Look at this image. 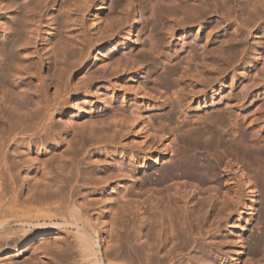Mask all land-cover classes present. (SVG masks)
Instances as JSON below:
<instances>
[{
  "label": "rangeland",
  "instance_id": "374dc122",
  "mask_svg": "<svg viewBox=\"0 0 264 264\" xmlns=\"http://www.w3.org/2000/svg\"><path fill=\"white\" fill-rule=\"evenodd\" d=\"M26 1V0H25ZM60 1V0H59ZM62 1V0H61ZM64 2H65V0H63ZM67 2H69L68 0H66ZM72 1V0H71ZM74 1H75V3H77L78 1V6H80L81 7V5L83 4L84 5V3H81L83 0H73L72 2L74 3ZM77 1V2H76ZM90 1L91 0H89V3H90ZM164 1V2H163ZM165 1H166V3H165ZM169 1L170 0H124V2H123V6L121 5V6H118V7H116L115 6V0H93V1H91V3H90V8H89V6L88 7H86L87 9V11L85 10V12H86V15H85V13H84V18L86 19L85 21H86V27H88L87 29H88V31L90 30V32H91V34L90 35H94V37L96 36L95 34H98L99 32H101L102 33V31L104 32V28L107 30L108 28V30H110L111 28H110V25L112 24L113 25V23L115 22L114 20H115V18H117L116 16H119V18L121 17L122 18V22H120L121 20V18L119 19V18H117V22L119 21V23H115V28H117V30L115 29H113L114 31H116V32H113V31H111L110 30V32L107 30V32H106V30H105V32H106V34H108V32L109 33H113V34H108V35H106V34H104L103 36L105 37V35H106V38L108 37V36H110V35H112V38H107V39H105V42H104V44L102 45V46H100V45H96V46H92V47H89V51L87 50V53H90V55L89 54H87V58L85 57V59H86V65L88 66H85V67H87L86 69H85V67L83 68V70H76V72L77 71H79V72H77L75 75H74V77H73V79L75 80V81H77V80H79V78L81 79L82 77H84L85 75H87V73H88V75L90 74V72L93 70H95L96 68H98V63H97V61H99V60H103V59H105L107 56H109V55H113V54H117V53H119L121 56H122V58H123V61H124V63H126V65L128 64V63H130V64H128V69H129V71H127L126 69H125V71H122L121 70V72H119L118 73V78H117V80H116V78L114 79V81H118L117 83H118V86L120 87H118V89H117V94L114 92H111V91H109L107 88H105L104 87V85L102 84V85H97V86H94L92 89V92L90 93V96L91 97H95L94 98V100H92V98H86L85 96H81V97H74L73 98V104H74V106H75V108H74V110H66L65 112H64V114H63V116H62V118H64L63 120H64V122L66 123L67 122V125H70L71 124V126H69L70 128H69V130H70V132H72V133H74L73 131H71V129H75V131H77V130H79L77 127H78V125L80 124L79 122H77V121H83L82 119H88L89 118V116L91 115V114H93L94 112H96L94 109H92L91 107H95V105H94V101H96V100H98L97 98H99V96H97V95H100V93H104L103 94V96L104 95H106L108 98L110 97V96H116L115 97V101H116V103L115 102H112V103H110L109 102V107L107 108V109H104V111H105V113H106V115H107V113L109 114V116L107 115V117H110V113L112 112L111 110L113 109V108H116V109H113L114 110V112H116L117 114V116L116 115H113V116H116V119H118L117 121H119L120 120V115H121V120H123V121H119V122H121V123H119V126H121V128L123 127V129H124V131L123 132H125L126 131V133H127V139L126 138H124L122 141L124 142V140L126 141V143H123L122 141L120 142L119 140H118V138L116 139V140H114V141H108V140H105V141H107L108 142V144L105 142V141H102V143H100V141H98L99 143H96L95 142V140L94 139H92V138H88L87 136H86V139L85 138H83V142H82V139L78 136V138L76 137H73V135L74 134H72V133H69V132H65V134L63 133V135L65 136V137H67L69 134V136H70V138L69 139H71L72 137H73V139L74 140H72V142L74 141V145L73 144H71V145H73L74 146V148H73V150L75 151H73V153L75 154V156H77L76 157V159H74V161H75V165L76 166H74V168L75 167H77V165H78V169L79 170H74L73 169V166L71 167L70 166V164L71 165H74V164H72V163H74V161L73 160H70L69 161V158H67L66 159V161L67 162H65L66 163V165H65V163H63L64 161H60L59 162V155H57V154H59V152L61 151V150H68L69 151V149H71V151H72V148H69V149H66L67 147H70V146H67V147H65V149L62 147V148H59L58 146L57 147H55V146H49L50 148L48 149L50 152V156L52 155V157L53 156H55V155H57L58 157H53L54 159H52V160H56V162L55 161H52L51 162V159L49 160H47V162H48V165H49V162H51V163H53V162H55V163H57V161H58V163L57 164H59V163H63L64 165H62L61 166V168L63 169L64 167H65V172L64 173H66L67 171H68V169L69 170H71V168L73 169V171H78L77 172V176H81V175H83L82 173H85L84 175H86V174H88L89 175V173L91 172V171H93L94 169V171H93V173H91V175L90 176H92L93 175V177L96 179V177H95V174H96V176H97V173H98V177L97 178H99L100 176L99 175H101V176H103V175H105L106 173V169H107V172L109 171H112L110 174L108 173L107 175H109V176H111V175H114V177L112 176L111 178L113 179V180H109L108 178H106V177H103V178H105L107 181H105V182H107V183H105V182H103L105 179H103V180H101L100 178V180H98V179H96L95 181H93V182H91V183H89L90 181L89 180H87L88 178H86V177H89V179H90V176H88V175H86V176H84L85 177V179L84 178H76L77 176H75L74 178H76V180L77 181H75V179H74V181L72 182V188L74 187L75 189H73V190H75V193L72 191V194L74 193L77 197H78V199H80L81 198V196L82 195H86V196H84V197H86V198H84V197H82L81 199H80V201H84L83 203H88V200L90 201L88 204L89 205H91V207L93 208V210H95V212H92V208L90 209L91 211V213H93V215L95 216L94 217V219L96 218V217H100L101 216V220H103V218L105 219V220H107V218H108V222H109V224L108 223H106L105 221H103L102 223H103V226L101 225V227H105V229H107L108 227V229H110V231L107 229V230H105L104 231V234H103V238H105V239H109L110 240V238L112 237V235H113V237H123L124 238V233L126 232V234H125V236L126 237H128L129 239H130V241L131 242H129V241H125V240H129L128 238H124V240L122 239V237H121V239H120V241H122L121 243L123 244V245H125L124 247H128V246H130L129 248H133V246H135L136 247V245H133L132 243H134L135 242V239L137 240V239H139V240H137L136 242H135V244H137V243H139V242H141V240H149L148 242L150 243V242H153V243H155L156 241V244L157 245H155L156 247L158 246V244H159V246H160V244H161V241L160 240H163V238H161V237H164L165 239H166V237L168 236V234H166V230H163L164 228H160V227H163L162 226V224H161V226H160V224L158 225V226H160V227H158V230L159 231H157V232H155L156 230H154L153 232L152 231H150L149 229H146V234H144L143 232H141L142 234H143V236L144 235H146V238H145V236H144V238L143 239H140V236H137L136 234H133V233H139V235H140V231H138L139 230V225H140V221H141V219L143 218V216H144V218L142 219V220H144L145 219V217H147V216H149V215H146L147 213L146 212H144V211H146V210H148L149 211V209H151L152 207H149V206H152V204H154V203H156V202H158L157 204H158V206L159 205H161V202H159L160 200L163 202V204L162 205H164V203H168L167 204V206H168V208H170V204H171V202L170 201H172L173 200V204H175V201L177 200V199H173L175 196H177V194H175L174 192H175V188H173V187H175V183H177L176 181V179H178V180H182V178H185L184 180H182L183 181V183H182V181L180 182L179 181V184L178 185H181V183L182 184H184L185 182V186L183 185V188L182 187H180V194L178 195V196H180L181 194H183L182 196H185V197H187L188 199V201H190V200H193V201H191L192 203H190L189 202V206H190V208L192 209V207L191 206H193V209L195 210V212L197 211L198 212V214H199V216H198V214H196L197 215V218H198V220L199 221H202V222H197V219H192L193 221H195L196 223H199L200 225H202L203 227H205V230H206V232L204 231L203 233H205V234H203L202 233V236H197L198 234L197 233H195V236L197 237V239H198V237H199V239H201V240H199L198 239V243H197V241H195L194 242V240L192 239V241L194 242V245L193 244H191V242H190V246L187 244V245H184V247L186 246V248H187V246H188V248L190 247V249H186L185 248V250L183 249L184 247L182 246V248L180 247L181 246V240L180 239H178L177 240V242H173V240H172V238H171V235H170V239L172 240V242H173V245H174V248L172 249H170L169 247H173V245L171 246V241H168V242H170V244L169 243H164L165 245L167 244V245H169V247L166 245V248L168 249V252H170V251H174L173 252V254L170 252V254H172V255H168L169 253L165 250V249H163L164 248V244H163V242H166V240L165 241H163L162 242V244H161V250H160V253H162V250H165V251H163L164 252V254H165V252H166V255L165 256H171L170 257V260H172V261H170L171 262V264H184L185 262L186 263H188L189 262V264H201V263H205V262H201V263H199L200 261H206V262H208V264H213V262H215L216 264H264V249H263V247H259V243L260 242H262L263 244H264V200H263V193H264V182L263 183H261V181L259 182L258 181V184L260 185V186H258L257 185V187L261 190H259L257 187H256V189H258L259 190V192H257L258 190H256V189H254V191H256L254 194H252L253 193V187L251 186L252 184H251V182L250 181H248V179L244 176V174L243 173H241V171L242 170H240V165H248V163H249V165H250V162H251V165L252 164H254V162L253 161H255L253 158L254 157H256V155H262V154H264V81H263V83H262V80H264V79H262V78H264V76H261V74H264V40H261V39H264V16H262V15H264V13H263V11H264V2L263 3H261L262 4V6L260 5L259 7L260 8H263L262 9V11H261V15H260V13H255V15L254 14H252L254 11L255 12H257L258 11V9H260L259 7H256L257 8V11L256 10H252L253 9V2L255 1V0H252L253 2L251 3V2H249L248 0H228V4L229 5H231L232 6V9H231V6H229L228 4H225V3H227V2H223L222 1V5H224L225 4V6L228 8V10H227V8L224 6H221V0L219 1V0H207L208 2H204V0H184V2L186 1L187 3H188V5H187V3L185 2V4H184V2L183 1H181L180 2V0L178 1V0H174V1H177L178 2V7H179V4H182V5H185V7L183 8L182 7V5H181V7H179L180 9H178V7H177V3L176 2H174L173 0H172V2H174L175 4H173L171 1H170V3H169ZM195 1V2H194ZM198 1V2H197ZM201 1V2H200ZM206 1V0H205ZM212 1V2H211ZM215 1V2H214ZM225 1H227V0H225ZM234 1V2H233ZM247 2V3H245V2ZM5 3H6V0L4 1ZM130 2V3H129ZM133 2V3H132ZM163 2V3H162ZM189 2H191V4H192V2H193V4L194 3H198L197 5H198V7H197V5H196V7L198 8H196L193 4H192V6H193V8L195 7L196 8V10L195 9H193L192 8V6L190 5L189 6ZM200 2V3H199ZM217 2H219L220 4H218ZM241 2V3H240ZM100 3H102L103 4V9L100 11L99 9H98V7H99V4ZM129 4V6H128V4ZM167 3H168V5H167ZM203 3H204V8L202 9V7L201 6H199V5H203ZM208 3V4H207ZM213 3V4H212ZM239 3V4H238ZM243 3V4H242ZM251 3V4H250ZM81 4V5H80ZM114 4V5H113ZM127 4V5H126ZM132 4V5H131ZM158 5V8L156 7L157 5ZM162 5V7H161V5ZM171 4V5H170ZM205 4H207L208 5V7H207V5H205ZM216 6H215V5ZM242 4V5H241ZM245 4H247V5H245ZM249 4L250 5H252L251 7V9H249L250 7H249ZM88 5V4H87ZM86 5V6H87ZM114 7H113V6ZM126 5V6H125ZM150 6L151 8H152V10L149 8L146 12H145V8H144V6ZM153 5H156V6H153ZM159 5H160V7H159ZM176 5V7H174ZM188 6V9L190 8V10H186L187 8V6ZM238 5V6H237ZM243 5H245L246 7H243ZM53 6V7H52ZM55 6V7H54ZM59 6V5H58ZM57 5H54V4H50V5H48V7L46 8V12H44V14H43V16H42V18H43V20H42V24H43V28L44 29H42V31H41V34H40V37H41V41H40V47H41V52L42 53H44L45 54V62H46V65H45V71H47V72H45L46 74H48V73H52V72H54V71H56V69H55V67H57V69H58V65L59 64H52V66H51V70H49L50 68H49V64H50V61H49V56H48V54H49V50H50V47H51V45H50V47H48V45H47V43H46V39L47 38H53L52 36V34L55 32V29H54V25L53 26H51L50 27V25L51 24H49V22L47 21V20H51L52 18H54L56 15L55 14H62V10H60V8H58L57 9V7H58ZM112 6V7H111ZM133 6V7H132ZM166 6V7H165ZM170 6H173V7H170ZM213 6H215V7H213ZM219 6H221V7H219ZM237 6V7H236ZM127 7H129V8H126ZM156 7V8H155ZM236 7V8H235ZM243 7V8H242ZM248 7V8H247ZM52 8V9H51ZM121 8H122V11H121ZM124 8H125V10H127V11H125L124 10ZM156 10H155V9ZM162 10H165V11H167V13L169 14V17L167 16V14H166V12L164 11H162ZM164 8V9H163ZM167 8V9H166ZM172 9V10H169V9ZM202 9V10H199V9ZM207 8V9H206ZM211 8H213L214 10H212ZM221 8V9H220ZM223 8H225L226 9V11H225V9H223ZM233 8H235L236 9V11H235V9H233ZM255 8V9H256ZM48 9V10H47ZM112 9V10H111ZM116 9H117V11H116ZM174 9H176V10H174ZM183 10V12H182V10ZM219 9H220V11H219ZM223 9V10H222ZM240 9V10H239ZM130 10V11H129ZM132 10V11H131ZM153 10H155V14H154V12H153ZM169 10V11H168ZM174 10V11H173ZM186 10V11H185ZM195 10V16H193V15H191V13L193 12ZM204 10V11H203ZM211 10V11H210ZM245 10V11H244ZM261 10V9H260ZM260 10L258 11V12H260ZM59 11H61V13H59ZM114 12L113 14H112V12ZM121 11V12H120ZM125 11V12H124ZM153 13H152V12ZM160 11V13H157V12H159ZM161 11L164 13V20H162L163 18H162V13H161ZM180 13H179V12ZM184 11L185 12H187L188 13V15H187V13H185V17H186V19L183 17V13H184ZM196 11L198 12V13H196ZM201 11V12H200ZM206 11V12H205ZM207 11H208V13H207ZM224 11V12H223ZM253 11V12H252ZM51 12V13H50ZM111 12V13H110ZM126 13V15L124 16L123 14L124 13ZM130 12V13H129ZM145 12V13H144ZM170 12V13H169ZM215 12V13H214ZM218 12V13H217ZM229 12V13H228ZM241 12H243V13H241ZM245 12V13H244ZM250 12V13H249ZM252 12V13H251ZM53 13V14H52ZM120 13H122V14H120ZM130 15H129V14ZM156 13H157V15H156ZM200 13V14H199ZM201 13H202V15L204 16V18L202 19V18H200L199 19V15H201ZM206 13V14H205ZM211 13H212V15H211ZM221 13V14H220ZM247 13V14H246ZM49 14H51V15H49ZM64 14V13H63ZM129 16H128V15ZM159 14V15H158ZM161 14V15H160ZM172 16H171V15ZM182 14V15H181ZM189 14H190V16H189ZM207 15V17L205 16V15ZM225 14V15H224ZM229 14H230V16H229ZM242 14H243V16H242ZM155 15V16H154ZM177 15V16H176ZM179 15V16H178ZM197 15V16H196ZM221 15V16H220ZM223 15V16H222ZM227 15V16H226ZM245 15V16H244ZM250 15V16H249ZM253 15V16H252ZM259 15H260V18H256V19H254L256 16L257 17H259ZM87 16V17H86ZM123 16H124V18H126V19H128L127 21H126V19H124L125 21H123ZM167 16V17H166ZM174 16V17H173ZM191 17V22L188 20L189 19V17ZM202 16V17H203ZM220 16V17H219ZM229 16V17H228ZM233 16V17H232ZM52 17V18H51ZM111 17H114V18H112L111 19ZM136 17V18H135ZM161 17V18H160ZM181 17V18H180ZM197 19H196V18ZM210 17V18H209ZM235 17V18H234ZM243 17H244V19H243ZM245 17H246V19H245ZM251 17V18H250ZM48 18V19H47ZM51 18V19H50ZM167 18V19H166ZM170 18V19H169ZM175 18V19H174ZM183 18V19H182ZM195 18V19H194ZM221 18H224L223 20L221 19ZM247 18H249L251 21H249V19H247ZM263 20H262V19ZM119 19V20H118ZM161 19V20H160ZM177 19V21H175ZM199 19V20H198ZM225 19H226V21H225ZM232 21H231V20ZM239 19V20H238ZM253 19H254V23H253V25H252V21H253ZM261 19V20H260ZM172 20H174V21H172ZM187 20H188V22H187ZM193 20H194V22H193ZM200 20H204V21H200ZM230 20V21H229ZM243 22H242V21ZM249 22H248V21ZM259 20V21H258ZM168 22V26L165 24V22ZM186 21V22H185ZM221 21V22H220ZM223 21V22H222ZM241 23H240V22ZM257 21V23H255ZM262 21V22H261ZM108 22H111V24L110 23H108ZM113 22V23H112ZM124 22V23H123ZM166 22V23H167ZM171 22V23H170ZM174 22V23H173ZM177 22V23H176ZM181 23L180 25H179V23ZM190 22V23H189ZM197 22V23H196ZM220 22V23H219ZM233 22V23H232ZM244 22L246 23L247 22V24H248V26H249V24H251V26H253V29H251V31H250V28H251V26H249V27H247V29H245L246 28V26H247V24H245L244 25ZM49 25H48V24ZM121 23V24H120ZM124 25H123V24ZM173 23V24H172ZM183 23V24H182ZM235 23H238V24H235ZM105 24H108V26L106 25V27H108V28H106L105 27ZM118 24H120L122 27H120V25H117ZM169 24H170V26H172V27H170L169 26ZM214 24V25H213ZM219 24L220 26H217V25ZM241 26H240V25ZM99 25H101V26H99ZM175 25V26H174ZM181 25H183V26H181ZM189 25H191V26H189ZM239 26V27H236V26ZM245 27H244V26ZM255 25V26H254ZM259 26L258 28H257V26ZM45 26V27H44ZM47 26V27H46ZM104 26V27H103ZM170 27V28H172V30H173V27H176V29H177V32H176V34H175V36L173 35V37H171L170 36V34L168 35V32L170 31L169 30V28H167V27ZM211 26V27H210ZM217 26V27H216ZM53 27V28H52ZM99 27H101V28H99ZM113 27H114V25H113ZM164 27H166V31H165V28ZM210 27V28H209ZM218 27H220V28H218ZM241 27H243V28H241ZM162 28H163V30H162ZM213 28H214V31H213ZM217 28H218V30H217ZM239 28V29H238ZM48 29V30H47ZM50 29V30H49ZM51 29H52V31H51ZM122 30V31H120V30ZM180 29V30H179ZM198 29V30H197ZM210 31H212V32H210ZM216 29V30H215ZM233 29H234V31H233ZM241 29V30H240ZM244 29V30H243ZM249 29V30H248ZM263 29V30H262ZM168 30V31H167ZM171 30V31H172ZM239 30V31H238ZM246 30V31H245ZM255 30V31H254ZM46 31V32H45ZM170 31V32H171ZM205 31V32H204ZM230 31V32H229ZM250 31V32H249ZM89 32V33H90ZM98 32V33H97ZM104 32V33H105ZM118 32V33H117ZM120 32V33H119ZM167 32V33H166ZM242 32V33H241ZM246 33V34H244V33ZM261 32V33H260ZM93 33V34H92ZM160 33H162L163 35L166 33L168 36H163V41H162V36L161 35H159ZM231 33V34H230ZM233 33V34H232ZM240 33V34H239ZM254 33V34H253ZM115 34V35H114ZM118 34V35H117ZM185 34V35H184ZM249 34V35H248ZM263 36H262V35ZM73 35H76V34H73ZM99 36L101 35V34H98ZM98 35H97V37H98ZM122 35H124V36H122ZM129 35V36H128ZM200 37L199 39H198V36ZM202 35V36H201ZM211 36V38H210V36ZM230 35L232 36V37H234L235 36V39L238 37H240L238 40L236 39V42H235V39H233V41H232V37H230ZM239 35H242L243 37H248V38H244V39H241V38H243V37H241V36H239ZM245 35V36H244ZM260 35V36H259ZM132 37V41H135L134 43V45L133 46H127V44H128V39H129V37ZM196 36H197V39H196ZM224 36V37H223ZM228 36L230 37L229 39L231 40L230 41V43L231 44H229V39H228ZM259 36V37H258ZM93 37V38H94ZM97 37H95V39L97 38ZM160 39H158V38ZM164 37H166L165 39H164ZM169 37V38H168ZM177 37V38H176ZM206 37V38H205ZM209 39H208V38ZM46 38V39H45ZM51 38H50V40H51ZM119 38H120V40H119ZM171 38V39H170ZM175 38V39H174ZM225 38H227L228 39V41L225 39ZM138 39H142V44H138L137 43V40ZM241 39V40H240ZM246 39V40H245ZM249 39V40H248ZM256 41H255V40ZM258 39H260V41H258ZM109 40V41H108ZM118 40V41H117ZM121 40H122V42H121ZM157 40H159V43H158V41ZM165 40H169V42L168 41H165ZM214 40V41H213ZM224 40H226L227 41V43H226V41L224 42ZM244 40V41H243ZM254 40V41H253ZM157 41V43H154V42H156ZM160 41H162V42H160ZM212 41V42H211ZM238 41H240V42H238ZM243 41V42H242ZM246 41V42H245ZM261 42V46L259 45L260 43H258V42ZM118 42H120V43H118ZM163 42H165V43H163ZM168 42V43H167ZM190 42V43H189ZM218 42H219V44H218ZM220 42H223V44L221 43V49H218V50H216V51H214L215 49H217V48H219L218 46H216V45H220ZM248 43V44H245V43ZM115 43H117L118 44V46L121 44H123L121 47H124V48H121L120 46L118 47V49L117 50H114V46H113V44L115 45ZM151 43H153V44H151ZM186 43V44H185ZM194 44V45H192V44ZM224 43L225 44H228V45H230V46H232V47H228V45H225L224 46ZM236 43V45H235V47H237L238 45V48H234V44ZM238 43H240V44H238ZM245 44V48H244V45H242V44ZM255 43H257L258 44V46H257V44H256V46L254 45ZM111 46H110V45ZM150 44L152 45L151 47H152V49L154 50V52H157V53H155L154 54V52H153V50L152 51H150L151 50V48H149L150 47ZM162 44V45H161ZM184 44H185V46H184ZM191 44V45H190ZM216 44V45H215ZM142 45V46H141ZM159 45V46H158ZM183 45V46H182ZM195 45H197L198 47H194ZM211 45H213V46H216L215 48L213 47V46H211ZM223 45V46H222ZM153 46H154V48H153ZM164 46V47H163ZM187 46V47H186ZM243 46V47H242ZM73 48H74V50L76 51V48L74 47V46H72ZM71 47V52L70 53H73V51H72V48ZM98 47V48H97ZM109 47V49H107ZM116 47V46H115ZM163 47V48H162ZM183 47V48H182ZM208 47V48H207ZM210 47H213L214 49H211ZM224 47H225V49H224ZM239 47H241V48H239ZM249 47V48H248ZM150 50H149V49ZM185 48V49H184ZM195 48V51H196V49H198L196 52L195 51H193V49ZM223 48V49H222ZM247 48V49H246ZM107 49V50H106ZM110 49H111V51H110ZM148 49V51H146ZM181 49V50H180ZM209 49H211L210 50V52L212 53V50H213V53L214 52H217V51H219V53H218V55L215 53V54H213L212 56H211V53H209ZM229 49H231V50H229ZM236 49V50H235ZM257 49V50H256ZM260 49V50H259ZM175 50H177V52L175 51ZM191 50V51H190ZM220 50H224V52L223 51H220ZM238 50H240V51H242V52H240L238 55H236V52L238 51ZM92 51V52H91ZM113 51V52H112ZM182 53H181V52ZM207 51V52H206ZM226 51V52H225ZM231 51H235V54L233 55L234 57H233V59L232 58H229V56H228V54L229 55H231ZM254 51V52H253ZM77 52V51H76ZM107 52V53H106ZM142 52H153L152 54H154V58H155V61L157 62L155 65H154V63L152 64V63H149V62H147V63H144L143 64V62H145L143 59H142V56H141V53ZM158 52H159V54L161 55V52L162 53H165L166 55H168V56H165V54H162L161 56L158 54ZM185 52V53H184ZM192 52V54L190 55L189 53H191ZM198 52V53H197ZM229 52H231V53H229ZM245 52V53H244ZM259 52V53H258ZM48 53V54H47ZM75 53V52H74ZM93 53V54H92ZM139 53V54H138ZM174 53V54H173ZM181 53V54H180ZM194 53H197L198 54V57H197V54H194ZM208 53V54H207ZM221 53L223 54L224 53V55L223 56H221ZM225 53H227V56H228V58H227V56H226V54ZM243 53V54H242ZM253 53V54H252ZM144 54V53H143ZM142 54V55H143ZM147 54V53H146ZM145 54V55H146ZM158 56H157V55ZM190 55L189 56V58H188V56L187 55ZM196 55V57L194 56V59H193V57H192V55ZM204 54V55H203ZM207 54V55H206ZM220 54V55H219ZM260 54V55H259ZM73 55H75V54H73ZM105 55V56H104ZM171 55H173V56H171L172 57V59H170L171 57L170 56ZM176 55H177V57H176ZM209 55V56H208ZM215 55V57L214 58H212L213 56ZM248 55H250V56H248ZM97 56V57H96ZM165 56V57H164ZM175 56V57H174ZM211 56V57H210ZM217 56V57H216ZM219 56V57H218ZM224 56H226V57H224ZM255 56V57H254ZM141 57V58H140ZM160 57H161V59H160ZM168 57H169V59H168ZM178 57H182V59H181V61L179 60V61H177L176 59H178ZM184 57V58H183ZM192 57V58H191ZM239 57V58H238ZM242 57V58H241ZM48 58V59H47ZM101 58V59H100ZM164 58V59H163ZM179 58V59H180ZM186 58H188V59H186ZM207 58V59H206ZM216 58H217V63L218 64H220V65H218L217 63H216ZM223 58V59H222ZM247 59V60H245V59ZM257 58H259V59H257ZM143 61H142V60ZM157 59V60H156ZM198 61H197V60ZM201 59H204L203 61L201 60ZM213 59V60H212ZM219 59V60H218ZM237 61H236V60ZM125 60L126 61H128V62H125ZM176 60V61H175ZM186 60V61H185ZM193 60H195V61H193ZM202 62H201V61ZM207 60H209V61H207ZM223 60V61H222ZM233 60V61H232ZM243 62H242V61ZM133 63H132V62ZM142 61V62H141ZM174 61V62H173ZM212 61H215V62H212ZM218 61H220V62H218ZM222 61V62H221ZM228 63H227V62ZM231 61H232V63H231ZM239 61V63H237ZM139 62V64H137ZM143 64H141V63ZM171 62H173V63H171ZM191 62V63H190ZM197 62H199L198 63V65H197ZM206 62V63H205ZM226 64H224V63ZM88 63H89V65H88ZM96 63H97V66H94V65H96ZM175 63H178V64H175ZM194 63V64H193ZM200 63H201V65H200ZM204 63V64H203ZM210 65H209V64ZM212 63H213V66L214 65H217L216 67H218V66H220L222 69H220V67H219V69L217 70V68H216V70L214 69V67H212L211 65H212ZM216 63V64H215ZM222 63V64H221ZM139 65L138 67L136 66V65ZM172 64H173V66H172ZM175 64V65H174ZM182 64H184L183 66H182ZM189 64H190V66H189ZM194 66H193V65ZM230 64V65H229ZM231 64H233V65H231ZM235 64V65H234ZM57 65V66H56ZM129 65H135L136 67L134 68V66H129ZM140 65H142V66H140ZM179 65V66H178ZM205 65H207L206 67H205ZM223 65V66H222ZM227 65H229V66H227ZM53 66H54V68H53ZM157 66V67H156ZM175 66H177V67H179L178 69L175 67ZM186 66V67H185ZM187 66H188V68H187ZM199 66V67H198ZM208 66H211V68L210 67H208ZM130 67H131V69H130ZM169 67H172V68H170V70L172 71V72H170L169 71ZM173 67H175V68H173ZM182 67V68H181ZM185 67V68H184ZM193 68V70H192V68ZM90 68H93V69H90ZM133 68V69H132ZM154 68H156V69H154ZM166 68V69H165ZM204 68V69H203ZM213 68V69H212ZM55 69V70H54ZM90 69V70H89ZM138 69V70H137ZM153 69V70H152ZM167 69H168V71H167ZM175 69V70H174ZM177 69V70H176ZM180 69V70H179ZM186 70L185 72H183L184 70ZM211 69H212V71H211ZM108 71H110L109 69H107ZM131 70V71H130ZM137 70V71H136ZM174 70V71H173ZM199 70V71H198ZM203 72H202V71ZM207 70V71H206ZM220 70V71H219ZM240 70V71H239ZM243 71V73H242V71ZM260 70H263V71H260ZM178 71V72H177ZM194 71V74L192 73ZM211 71V72H210ZM219 71V72H218ZM246 73H245V72ZM82 72H85V73H82ZM200 72V73H199ZM206 72V73H205ZM222 72V73H221ZM224 72V73H223ZM236 72V73H235ZM240 72V73H239ZM93 73V72H92ZM91 73V74H92ZM195 73H197V74H195ZM199 73V74H198ZM202 73H203V75H202ZM214 73V74H213ZM216 73V74H215ZM260 73V74H259ZM81 74V75H80ZM173 74V75H172ZM195 75L196 77H194L193 75ZM200 74L202 75V76H200ZM233 74V75H232ZM236 74V75H235ZM257 74H258V76H257ZM192 77H191V76ZM197 75H199L198 77H197ZM210 75V76H209ZM216 75H220V76H216ZM48 76H51L50 74H48ZM204 76H206L207 78H205ZM222 76V77H221ZM52 77V76H51ZM49 78L51 81H54V80H52V79H54L53 77L52 78ZM181 77V78H180ZM187 77V78H186ZM190 77V78H189ZM204 77V78H203ZM216 79H214V78ZM258 77V78H257ZM194 78V79H193ZM241 78V79H240ZM262 79L261 81H259V79ZM180 79V80H179ZM193 80L194 81V83H193V81H191V80ZM208 79V80H207ZM211 79V80H210ZM234 79V80H233ZM258 79V80H257ZM183 80V81H182ZM196 80H198V82H201L200 80H202V81H204L203 83H198ZM210 80V81H209ZM74 81V82H75ZM196 81V82H195ZM207 81H209L208 83H206ZM215 81V82H214ZM219 81H220V83H219ZM254 81H255V84H254ZM259 82V84L260 85H257L258 83L257 82ZM218 82V83H217ZM262 84H261V83ZM119 83H120V85H119ZM184 83V84H183ZM190 83V84H189ZM205 83V84H204ZM251 83H253V84H251ZM196 84V85H195ZM201 84H204V86H203V88L205 89L204 90V93H195V94H197V95H193V93H194V91H197V89H194V88H196V86L198 85L199 86V89H201L202 88V86H201ZM252 85H254L253 87H255V88H253V87H251ZM102 86V87H101ZM197 86V87H198ZM201 86V87H200ZM233 86V87H232ZM249 86V87H248ZM211 87V88H210ZM212 87H214V88H212ZM248 87V88H247ZM101 88V89H100ZM257 88V89H256ZM120 89V90H119ZM182 89V90H181ZM186 89V90H185ZM248 89V90H247ZM250 89V90H249ZM100 90H101V92H100ZM103 90V91H102ZM124 90H125V92H124ZM179 90V91H178ZM180 90H181V92H180ZM191 90V91H190ZM100 92V93H98V92ZM186 91V92H185ZM206 91V92H205ZM119 92H120V94H119ZM185 92V93H184ZM192 94H191V93ZM135 93V94H134ZM116 94V95H115ZM175 94V95H174ZM198 94H200V95H198ZM237 94V95H236ZM136 95V96H135ZM182 95V96H181ZM192 95V96H191ZM106 96H104L105 98H107ZM118 96V97H117ZM200 96V97H199ZM237 98H236V97ZM112 97H110V98H112ZM178 97H180L181 99H179ZM232 97V98H231ZM234 97V98H233ZM107 98V99H108ZM119 98V99H118ZM123 98V99H122ZM88 99V100H87ZM109 100V99H108ZM178 101V102H177ZM181 101V102H180ZM233 101V102H232ZM231 103V104H230ZM233 103H235V104H233ZM110 104H112V105H110ZM179 105V106H178ZM98 105H96V107H97ZM111 108V109H110ZM174 109V110H173ZM178 110H180V111H178ZM187 111V112H191L190 114H193V115H195V116H198L199 118L200 117H204V116H206V117H204V118H200V119H198V117H197V120H198V124L200 125H198L197 126V128L196 129H199V130H197V131H191V132H188L189 130H184L183 129V127L181 126V121H178L179 119L181 120V118H179L178 119V114H180L182 111ZM179 112V113H178ZM123 115H122V114ZM194 113H196V114H194ZM217 113H219L220 115H217ZM223 113H224V116H223ZM230 113V114H229ZM88 114H90V115H88ZM112 114H115V113H113L112 112ZM120 114V115H119ZM142 114V115H141ZM173 114V115H172ZM172 115V116H171ZM112 116V115H111ZM112 116V117H113ZM124 116V117H123ZM137 116V117H136ZM174 116V117H173ZM231 116V117H230ZM237 116V117H236ZM238 116H241V117H239L238 118ZM247 116H250V117H247ZM83 117V118H82ZM134 117H136L135 119H134ZM221 117H223V118H221ZM59 118V117H58ZM82 118V119H81ZM131 119V122H129V121H127V120H125V119ZM138 118V119H137ZM230 120H229V119ZM236 118L238 119V120H244V118H251L252 119V124L250 125V129H253V130H249L248 132H253L252 134H248L249 135V137H251L252 138V136H253V138L252 139H255L254 141H252V139L250 138L248 141L249 142H251L250 144L251 145H249V143H245V142H241V141H239L238 139H239V137H237L236 135H237V133H234V132H236V131H234V126H233V124L235 123V122H233V121H236ZM115 118H112V120H114ZM178 119V120H177ZM205 119V120H204ZM111 119L110 118H108V119H106L104 122H103V124H107L108 126H109V124H113L114 122H112V121H110ZM127 121V122H125V121ZM133 120H136V121H133ZM237 120V121H238ZM242 120V121H243ZM116 121V122H117ZM242 121H238V122H240V123H242ZM245 121V120H244ZM243 121V123H245ZM255 121V122H254ZM68 122H69V124H68ZM123 122V123H122ZM125 122V123H124ZM136 122V123H135ZM200 122V123H199ZM231 122V123H230ZM232 122H233V124H232ZM77 123H79L78 125H77ZM98 123H100V122H97V124L95 123L94 125H95V127H96V131L98 132L99 130H101V128H100V126H102L101 124H98ZM132 125H131V124ZM239 123V124H240ZM81 125V124H80ZM79 125V126H80ZM100 125V126H99ZM105 125H103V126H105ZM123 125V126H122ZM241 125V124H240ZM245 125H247L246 123L243 125L242 124V126L245 128ZM241 126V127H242ZM254 128H253V127ZM64 125L62 126V128L64 129ZM110 127V126H109ZM109 127H106V128H109ZM180 128V129H179ZM122 129V130H123ZM201 129V130H200ZM232 129H233V132H231L232 131ZM107 130V129H106ZM212 130V133H213V135H211L210 137H209V135L210 134H212V133H210V131ZM236 130V129H235ZM255 130V131H254ZM198 131L200 132L199 133V135L200 134H202L201 136H199L198 135ZM21 133H23V134H21ZM41 133L43 134V132L41 131ZM45 133V132H44ZM217 133V134H216ZM25 134V132H20L18 135H21V137L20 136H18L17 135V137L18 138H20V139H22V137L24 136V139H22V140H24V142L26 143V141H27V143L26 144H28V142H29V144H32L33 142L31 141V139L34 141V138L33 137H31L30 135H28V136H30L27 140H25L28 136H27V134H26V136L24 135ZM71 134H72V137H71ZM23 135V136H22ZM44 135V134H43ZM219 136V138H217L218 136ZM252 135V136H251ZM64 136H62V137H64ZM68 136V137H69ZM208 136V137H207ZM216 136V137H215ZM222 138H221V137ZM26 137V138H25ZM200 137V138H199ZM202 137V138H201ZM207 137V138H206ZM212 137H213V139H212ZM31 138V139H30ZM79 138L81 139V140H79ZM56 139H61V136H59V135H57V137H56ZM85 139V140H84ZM186 140V143L184 142V141H182V140ZM208 139V140H207ZM257 139V140H256ZM260 139V140H259ZM29 140V141H28ZM79 140V141H78ZM91 140V141H90ZM94 140V141H93ZM119 141L120 142V144H117L118 142H116V141ZM181 141V142H180ZM263 143H262V142ZM71 142V141H70ZM110 142V143H109ZM116 144H115V143ZM180 142V143H179ZM189 144H188V143ZM212 142V143H211ZM228 142H230V143H228ZM252 142L255 144H252ZM93 143V144H92ZM114 143V144H113ZM122 143H123V145H122ZM172 143V145H180V146H182L183 147V149H185V150H187V148L189 149V148H192V149H190V150H187L186 151V156L185 157H187V158H189L190 160H191V158L193 157V156H191V154H193V153H195L194 154V156L196 157H193L192 159L194 160V159H196V161H194V163L192 162V161H190L189 163H186L187 161H189V159L185 162L186 164H185V166H183L182 167V169L181 170H178L177 172H178V175H180V177L182 176L181 175V173H184L183 174V176L181 177V178H176L177 176H173V178H169L168 179V177L165 175V171L164 170H166L167 168H169L170 166H171V164H170V162L171 161H169V159H168V156L171 154L170 153V144ZM219 143V144H218ZM227 145H226V144ZM260 144V146H259V144ZM94 144H97V145H94ZM131 144H133V146L131 145ZM188 144V145H187ZM191 144V145H190ZM197 144V145H196ZM232 144V145H231ZM247 145L246 147H244L245 145ZM263 144V145H262ZM98 145H100V147L98 146ZM121 145V146H120ZM127 145V146H126ZM128 145H130V146H128ZM171 145V146H172ZM190 145V146H189ZM231 145V146H230ZM73 146H71V147H73ZM108 146V147H107ZM123 146H125V147H123ZM132 146V147H131ZM136 146V147H135ZM188 146V147H187ZM235 146V147H234ZM114 147V148H113ZM201 147V148H200ZM210 147H212V148H210ZM228 147V148H227ZM55 148V149H54ZM96 148V149H95ZM132 148H133V150H132ZM141 148V149H140ZM61 149V150H60ZM107 149L108 150V152L106 153V154H108V155H106L105 154V152L107 151H105V150ZM109 149H110V151H109ZM130 149V150H129ZM228 149V150H227ZM240 149V150H239ZM128 151V152H126V151ZM149 150V151H148ZM193 150V151H192ZM196 150V151H195ZM54 151H56V152H54ZM67 151V152H68ZM71 151H69V153H72ZM192 153H191V152ZM212 151V152H211ZM238 151V152H237ZM263 151V152H262ZM139 152V153H138ZM146 152V153H145ZM189 152H190V156L191 157H189ZM231 154H230V153ZM255 152V153H254ZM260 152H262V153H260ZM51 153H53V154H51ZM57 153V154H56ZM68 153V154H69ZM100 153V154H99ZM128 153V154H127ZM131 153V155H129ZM141 153V154H140ZM233 153H235V155L233 156L232 154ZM246 153V154H245ZM251 155H250V154ZM55 154V155H54ZM67 154V155H68ZM74 154H72V156H74ZM105 156H104V155ZM119 154V155H118ZM133 154H134V156H133ZM150 155V158H149V160H147V158L145 157L146 155ZM210 154V155H209ZM236 154H237V156H236ZM241 154L242 155H245V156H243L244 157V160L242 159V156H241ZM249 154V155H248ZM255 154V156H253ZM110 155V156H109ZM126 155V156H125ZM141 155H143V156H141ZM208 155V156H207ZM231 155V156H230ZM239 155V156H238ZM71 155H68V157H70ZM72 156H71V158L70 159H73L72 158ZM102 156L104 157V159H106V160H100L101 162H103L104 161V164L105 165H103V167L101 166V165H98L97 163H95V162H97L96 161V159L98 158H101L102 159ZM112 156V157H111ZM197 156H198V158H197ZM207 156V157H206ZM228 156V157H227ZM233 156V157H232ZM250 156V157H249ZM253 156V157H252ZM106 157V158H105ZM123 157H124V159H123ZM143 157H145V158H143ZM210 157V158H209ZM231 159H230V158ZM237 157V158H236ZM241 157V158H240ZM248 157V158H247ZM58 158V159H57ZM93 158L95 159V160H93ZM131 158V159H130ZM143 158V159H142ZM206 158V159H205ZM218 158V159H217ZM232 158H233V161H232ZM246 158V159H245ZM97 159V160H98ZM109 159V160H108ZM132 159H133V161H132ZM186 159V158H185ZM208 159V160H207ZM235 159V160H234ZM80 160H81V162H80ZM143 160V161H142ZM200 162H199V161ZM204 160L206 161V162H204ZM253 160V161H252ZM72 161V163H70ZM76 161H79V162H76ZM107 161H109V162H107ZM157 161V162H156ZM169 161V162H168ZM208 161V162H207ZM212 161V162H211ZM236 161V162H235ZM242 161V162H241ZM70 164H69V163ZM125 162V163H124ZM197 162H199V163H197ZM203 162H204V164H203ZM215 164H214V163ZM55 163H53V165L55 164ZM67 163H68V166H70V167H68L67 166ZM78 163V164H77ZM88 163V164H87ZM95 163V164H94ZM110 163V164H109ZM133 163V164H132ZM167 163V164H166ZM193 163V164H192ZM225 163V164H224ZM231 163V164H230ZM236 163H239V166H237L238 164H236ZM244 163H246V164H244ZM86 164V165H85ZM137 164V165H136ZM195 164V165H194ZM212 164V165H211ZM214 164V165H213ZM56 165V164H55ZM96 165H98V167H96ZM109 165V166H108ZM52 166V165H51ZM51 166H49L48 168H51ZM57 166V165H56ZM56 166H54V167H56ZM68 168H67V167ZM87 166H89L88 167V170H86L87 169ZM163 166H165V167H163ZM168 166V167H167ZM182 166V165H181ZM190 166H194L193 167V169L191 170V167ZM212 166V167H211ZM217 166V167H216ZM220 166V167H219ZM226 166V167H225ZM229 166V167H228ZM231 166V167H230ZM101 167V168H100ZM105 167V168H104ZM110 168V170H109V168ZM185 167H186V169H185ZM198 167V168H197ZM209 167H211V168H213V170H214V168H215V170H216V172L215 171H213V170H211V168H210V172L212 171V172H214L215 174H216V176L214 175V181L215 182H212V184H214V183H216L217 184V187H216V189H214V188H212L213 187V185H212V187H209V184H211V181H209L208 179H207V177H205V175L203 174V170H205V169H207L208 170V168ZM219 167V168H218ZM61 168H55V170H54V168H53V170H52V173H53V171H54V173L53 174H59V176H57V178L59 179V178H61V175H60V173L62 174V172H61ZM76 168V169H77ZM91 168V169H90ZM92 168H94L93 170H92ZM105 169V170H103V169ZM194 168H196L197 170H196V172H193V171H195V169ZM201 168V169H200ZM224 168L225 169H227V170H224ZM61 169V170H60ZM85 169V170H84ZM100 169V170H99ZM147 169V170H146ZM221 169V170H220ZM232 169V170H231ZM56 170H58V172H56ZM60 170V171H59ZM64 170H62V171H64ZM67 170V171H66ZM102 170V171H101ZM199 170V171H198ZM72 171V170H71ZM72 171V172H73ZM81 171V172H80ZM83 171V172H82ZM86 171V172H85ZM87 171L89 172V173H87ZM161 171V172H160ZM198 171V172H197ZM201 171V172H200ZM220 171H221V173H220ZM56 172V173H55ZM60 172V173H59ZM95 172H97V173H95ZM101 172H102V174H101ZM164 172V173H163ZM191 172V173H190ZM200 172V173H199ZM27 174V173H29L30 175H31V171H26V170H24L23 172H22V175L23 174ZM64 173L62 174L63 176H64ZM74 173V172H73ZM139 173L142 175V176H149L150 178H153V179H151L150 180V178H148L147 177V179H148V181H151V183L153 184V185H156V186H153V187H156V190H157V186L159 187V185L160 184H162V183H168L169 182V187L166 185V184H164V185H161L160 187H162L163 186V188H161L160 190H163L164 188L165 189H167V187H168V189L167 190H163L162 192H160V190H159V192L158 193H155L156 191H154V189H153V187L152 186H149V187H152V188H149V192H150V194H149V192H147V194H146V192H144V195L142 196L141 194H142V192L143 191H146V188H148V187H146L145 188V190H143V191H141L140 192V190H139V192L141 193H139V195H138V192L136 193V192H130V195L128 194L129 193V191L128 190H130L129 188L131 187H133V185L138 181V175H139ZM162 173V174H161ZM180 173V174H179ZM189 173V174H188ZM199 173V174H198ZM23 175V176H26L27 177V175ZM29 174H28V176H29ZM75 174V173H74ZM80 174V175H79ZM115 174H116V176H115ZM137 175V177H136V175ZM145 174H147V175H145ZM197 176H196V175ZM117 175H119V177H117ZM162 176V178H161V176ZM187 175V176H186ZM198 175H200V176H202L201 177V179H199L200 178V176H199V178H198ZM54 176V175H53ZM83 176H81V177H83ZM140 176V175H139ZM161 178H159V177ZM166 178H165V177ZM189 176V177H188ZM191 176H192V179H191ZM193 176H194V178H193ZM229 176V177H228ZM93 177H91L92 178V180L94 179ZM115 177H117V178H115ZM131 177V178H130ZM164 177V178H163ZM121 178V179H120ZM155 178H157L158 179V181H156L155 180ZM176 178V179H175ZM219 178V179H218ZM237 178V179H236ZM239 178V179H238ZM58 179H56L57 181H58ZM136 179H137V181H136ZM162 179H163V181H164V179H166L164 182L162 181ZM188 179H189V181H188ZM191 179V180H190ZM211 179V178H210ZM259 179H260V177H259ZM87 180V181H86ZM91 180V179H90ZM97 180H98V182H97ZM153 180H155L154 182H152ZM160 180L162 181V182H160ZM169 180V181H168ZM171 180H172V182H171ZM176 180V181H175ZM188 182H187V181ZM197 180V181H196ZM228 180V181H227ZM230 180V181H229ZM237 180V181H236ZM239 180V181H238ZM56 181V184L58 185V187H60V188H62V186H63V188H64V190L66 191V192H68V189L70 188L69 186H68V184H67V187H65V185H66V183H65V185H61V184H63V183H58ZM78 181H84V183L83 182H78ZM103 182V184H102V182ZM174 181H175V183H174ZM185 181V182H184ZM193 181V182H192ZM219 181V182H218ZM248 181V182H247ZM33 182V181H32ZM86 182V183H85ZM88 182V183H87ZM135 182V183H134ZM195 182V183H194ZM250 182V183H249ZM77 184V185H74V184ZM97 183V184H96ZM132 183H134L133 185H132ZM139 183H141V182H139ZM138 183V185H140ZM155 183V184H154ZM156 183H159V184H156ZM172 183H174V184H172ZM199 184L200 183V185L202 184L203 186V188L200 186V185H198V189L196 188V186H195V184ZM205 183V184H204ZM239 183V184H238ZM87 184V185H86ZM90 184H91V186H90ZM95 184V185H94ZM107 184V185H106ZM112 184V185H111ZM192 184H193V186H192ZM196 184V185H197ZM208 186H207V185ZM215 184V185H216ZM219 184V185H218ZM56 185V186H57ZM69 185H71V184H69ZM92 185H93V187H92ZM97 185V186H96ZM149 185H151V184H149ZM173 186V187H171L170 188V186ZM186 185L188 186L187 187V189H188V191H187V189H186ZM222 185V186H221ZM94 186H95V188H94ZM148 186V185H147ZM164 186H167V187H164ZM195 186V187H194ZM207 187V190H206V187ZM211 186V185H210ZM228 186H230V187H228ZM251 186V187H250ZM179 187V186H178ZM205 187V188H204ZM221 187V188H220ZM227 187V188H226ZM63 188H62V190H63ZM67 188V189H66ZM170 188V189H169ZM173 188V189H172ZM181 188H182V192H181ZM189 188H191V189H189ZM197 189V190H194V189ZM200 188V189H199ZM217 188H218V190H217ZM252 188V189H251ZM99 189H100V191H99ZM152 189H153V191H152ZM184 189H185V191H184ZM204 189V190H203ZM210 189H212V190H210ZM213 189H214V191H213ZM227 189V190H226ZM70 190H72L71 188H70ZM171 190H172V193H170L171 192ZM174 190V191H173ZM190 190V191H189ZM194 190V191H193ZM199 190V191H198ZM200 190H202V192H200ZM221 190V191H220ZM89 191H91V192H89ZM93 191V192H92ZM97 191V192H96ZM138 191V190H137ZM147 191H148V189H147ZM210 191V192H209ZM217 191H218V193H217ZM80 192V193H79ZM195 192V193H194ZM198 192V193H197ZM212 192V193H211ZM220 192V193H219ZM263 192V193H262ZM70 193V192H69ZM133 193V194H132ZM135 193V194H134ZM170 193V194H169ZM189 193V194H188ZM191 193V194H190ZM238 193H240V194H238ZM242 193V194H241ZM244 193V194H243ZM261 193H262V195H261ZM73 194V196L75 197V195ZM80 196H78V195ZM127 194H128V196H127ZM145 194H146V196H145ZM153 194H155V195H153ZM159 194V195H158ZM161 194V195H160ZM166 194H169V195H166ZM172 194V195H171ZM175 194V195H174ZM187 194H188V196H187ZM195 194V195H194ZM197 194H199V195H197ZM210 194H212V195H210ZM224 194V195H223ZM237 194V195H236ZM134 195H136V196H134ZM151 195V197H149ZM156 195L159 197H156ZM163 195H164V197L165 198H167V199H165L164 197H163ZM213 195H215V197L213 196ZM225 196V197H223V196ZM87 196H89V198L87 199ZM100 196V197H99ZM107 196V197H106ZM147 196H148V198H147ZM152 196H153V198H152ZM168 196V197H167ZM171 196H173L172 197V199H170V201L169 202H167L168 200H169V197H171ZM177 196V197H178ZM238 196V197H237ZM76 197V198H77ZM96 197H98L97 198V200L99 201H97L96 202ZM109 197H111L112 199H114V200H112L111 198H109ZM198 199H197V198ZM199 197H202V198H204V199H202V198H200L199 199ZM227 197H228V199H227ZM241 197V198H240ZM104 198V199H103ZM106 198V199H105ZM137 198V199H136ZM143 198V199H142ZM151 198V200L152 201H150V202H144V201H147V199H150ZM156 198H158L159 199V201H157L156 200ZM161 198V199H160ZM176 198V197H175ZM194 198H196V199H194ZM210 200H208V199ZM217 200H216V199ZM233 198V199H232ZM235 198H238L237 200H235ZM87 201H86V200ZM143 201H142V200ZM155 199V201H153ZM163 199H164V201H163ZM185 199V198H184ZM190 199V200H189ZM205 199H207V200H205ZM224 199V200H223ZM229 199H231L232 200V202L231 201H229ZM250 199V200H249ZM257 200V202L255 201V200ZM111 200V201H110ZM139 200V201H138ZM141 200V201H140ZM196 200H197V202H198V200H199V204H200V201L203 203L204 202V204H200V205H203L202 207H204V205L206 206V207H204V208H201V206L199 205V207H196V205H197V202H196ZM204 200V201H203ZM226 200V201H225ZM247 200H249V202H247ZM260 200V201H259ZM91 201H92V203L93 204H90L91 203ZM105 202V203H103V202ZM149 201V200H148ZM224 201H225V204H224ZM238 203H237V202ZM140 202H142V203H140ZM152 202V203H151ZM176 202H178V201H176ZM206 202V203H205ZM208 202H212L211 204L210 203H208ZM231 202V203H230ZM236 202V203H235ZM123 203V204H122ZM131 203V204H130ZM134 203V204H133ZM137 203L139 204L140 203V205H137ZM144 203H145V205H144ZM148 203H149V205H148ZM194 203V204H193ZM215 203V204H214ZM218 204V207H221V208H218V207H216V205ZM230 203V204H229ZM257 203V204H256ZM110 204H112V205H110ZM118 206H117V205ZM122 204V205H121ZM130 206H128V205ZM143 204V205H142ZM166 204L163 206V207H166ZM172 204V205H173ZM208 204V205H207ZM214 204V205H213ZM219 204H221L220 206H219ZM233 206H232V205ZM237 204V205H236ZM251 204V205H250ZM104 205H106L107 206V208H106V206L104 207ZM123 205H126V206H128L127 207V209H124V207L125 206H123ZM161 205V206H162ZM171 205V206H172ZM176 205V204H175ZM178 205H179V203H178ZM213 205V206H212ZM223 205V206H222ZM232 206L230 209H232L231 210V212H230V209H229V206ZM241 205V206H240ZM253 205V206H252ZM110 206H113L112 208L110 207ZM116 206V209L114 208ZM123 208H122V207ZM142 207V210H144V211H142V210H139L140 208ZM144 206V207H143ZM148 206V207H147ZM198 206V205H197ZM207 206H209V207H207ZM211 206V207H210ZM227 206V207H226ZM245 206V207H244ZM252 206V207H251ZM258 206V207H257ZM104 207V208H103ZM131 207H133V208H135L134 209V211L135 212H132L133 211V209L131 208ZM160 207V206H159ZM216 207V208H215ZM95 208V209H94ZM109 208H111V211H112V209H115V210H118L119 208H120V210H118V211H120L121 212V214H120V212H118V211H116V212H118V213H116V215L118 214H120L119 215V217H123V219H122V221H121V218H119L118 216V218L120 219H118L117 217V222H118V220H119V222L118 223H124V221L127 219V218H129V217H131V216H133V218L131 219V218H129V219H131L130 220V222H131V224H130V222H128L129 223V225H127L128 223H126L127 222V220H129V219H127L126 221H125V223H126V225H125V223H124V225H125V227L126 226H128L127 228L129 229H131V231L133 232H128V229L127 228H125L124 227V225L123 224H119V228H120V226L121 225H123V226H121L123 229L122 230H120L119 228H117L118 227V223L116 224L114 221H116V220H114L113 221V225H112V229H111V222L112 221H109L111 218H109L110 216V213H112L111 211H109L108 209ZM126 208V207H125ZM144 208H147V209H144ZM168 208H165V209H163L162 210V208H159V209H161L160 211H162V212H166L167 213V211H168ZM189 208V209H190ZM196 208H198L199 209V211H198V209L196 210ZM214 208V209H213ZM220 209V211L218 210V209ZM227 209V210H229V211H226V210H224V209ZM237 208V209H236ZM130 210V209H132V211L131 212H128V211H125V213L127 214H129L130 213V215H124L125 213L124 212H122V210ZM138 209V210H137ZM167 209V210H166ZM172 209V207L169 209V210H171ZM203 211H205V213L204 214H201L200 215V213H201V211L202 210ZM208 209V210H207ZM216 209V210H215ZM239 209V210H238ZM107 210V211H106ZM115 210H113V212H115ZM123 210V211H124ZM164 210H166V211H164ZM241 210H243V211H241ZM96 211H101L102 213H103V216H102V214H101V212L99 213V212H96ZM105 211V212H104ZM138 211V212H137ZM147 211V212H148ZM151 211V210H150ZM149 211V212H150ZM172 211H173V209H172ZM213 211H214V213H213ZM225 211V212H224ZM234 211V212H233ZM263 213H262V212ZM148 212V214H151V213H149ZM180 212H181V210H180ZM215 212H219L218 214H216ZM221 212H223V213H221ZM107 213V214H106ZM122 213H124V214H122ZM146 215H144V214ZM178 213H179V211H178ZM209 214V216L207 215V214ZM213 213V214H212ZM131 214H133V215H131ZM138 214H143L142 215V217L139 215V217H138ZM210 214H212V216H213V218L211 219V215ZM121 215H124V216H121ZM134 215H136L135 217H134ZM205 215H207V217H204L203 218V216H205ZM214 215H217V216H214ZM222 216L220 219H222V220H220L219 219V217L220 216ZM223 215L225 216V217H223ZM228 215V216H227ZM105 216V217H104ZM129 216V217H128ZM126 217V219H124ZM138 217V219H140V220H136L135 218H137ZM228 217V218H227ZM253 217V218H252ZM98 218H96V219H98ZM100 219V218H99ZM99 219L97 220L98 222H100L99 221ZM133 219H135V221L136 222H133L134 220ZM200 219H202V220H200ZM216 219V220H215ZM226 219V220H225ZM262 219V220H261ZM124 220V221H123ZM212 221V223H213V225H212V223H211V221ZM214 220V221H213ZM220 220V221H219ZM210 221V222H209ZM216 221V222H215ZM139 222V223H138ZM205 222V223H204ZM218 222V223H217ZM227 222V223H226ZM132 223H136L137 224V226L136 227H138V229L136 230V228H135V230H133L134 229V227H135V225L134 224H132ZM191 223H193V222H191ZM191 223H186V226L183 224V227H185V229L186 228H188V229H190V228H192V226H190L191 225ZM203 223V224H202ZM210 225H209V224ZM215 223H217V224H215ZM257 223H258V225H257ZM260 223V224H259ZM104 224H105V226H104ZM139 224V225H138ZM188 224H190V225H188ZM195 224V223H194ZM224 224H226V225H224ZM228 224V225H227ZM108 225V226H107ZM117 227H116V226ZM133 227H132V226ZM197 225V224H196ZM196 225H194V226H196ZM212 225V226H211ZM217 225V227H215ZM223 225V226H222ZM130 226V227H129ZM141 226V225H140ZM213 226L216 228H213ZM222 226V227H221ZM117 228L118 230H116L115 228ZM212 229H211V228ZM261 227H263V228H261ZM117 231V232H119V233H121V234H116V232H115V230ZM133 228V229H132ZM211 230H210V229ZM221 228V229H220ZM125 229V230H124ZM129 229V230H130ZM188 229L186 230V232L188 231ZM218 229V230H217ZM259 231H258V230ZM112 230V231H111ZM161 230H162V232H161ZM191 230L194 232V230L193 229H190L188 232H190L191 233ZM217 230V231H216ZM223 230V231H222ZM261 230H263V231H261ZM114 231V232H113ZM120 231H123V232H120ZM150 231V232H149ZM211 231V232H210ZM111 234H110V233ZM145 232V231H144ZM148 232V233H147ZM155 232V233H154ZM158 232H160L161 234H163V232H165L163 235H159L158 234ZM188 232L186 233V234H188ZM260 233V234H262V232H263V234L262 235H260V234H258V233ZM113 233H115V234H113ZM132 235H131V234ZM150 233V234H149ZM154 233V237H155V234H158V235H156V238L157 237H159V236H161L160 238L161 239H156L155 240V238L153 239V234ZM214 233H215V235H214ZM221 233V234H220ZM54 234L55 233H53V234H51V235H49V237H48V239H47V241H48V243H49V241H50V243L49 244H51L52 242H54V239H55V236H54ZM107 234V235H106ZM130 234V235H129ZM225 234V235H224ZM56 235V234H55ZM68 235H70V234H68ZM110 235H111V237H110ZM115 235V236H114ZM133 235H134V237H133ZM148 235H149V237H148ZM150 235H152V237H150ZM167 235V236H166ZM203 235L205 236V237H203ZM253 235V236H252ZM257 235H259L258 237H257ZM57 236V235H56ZM108 236H109V238H108ZM133 238L134 240L132 241V239L130 238ZM137 236V237H136ZM166 236V237H165ZM190 237V234L189 235H187V237ZM212 237V239H211V237ZM241 236V237H240ZM246 236V237H245ZM255 236V237H254ZM263 236V237H262ZM118 237V238H119ZM188 237V238H189ZM201 237V238H200ZM204 239H203V238ZM215 237V238H214ZM240 237V238H239ZM252 237H253V239H252ZM263 238V239H261V238ZM73 238V237H72ZM149 238H151V239H149ZM209 238V239H208ZM222 238V239H221ZM227 238V239H226ZM241 238H243V239H241ZM245 238V239H244ZM259 238L261 239V240H259ZM70 239H71V236H70ZM196 239V240H197ZM206 239H208L207 240V243L208 242H211L212 243V241H213V244H211V243H209V244H207L206 243ZM215 239H217V240H220V242L219 241H217V242H215ZM225 239V240H224ZM154 240H155V242H154ZM160 241V243H159V241ZM179 240H180V242H179ZM190 240H191V238H190ZM189 240V241H190ZM244 240V241H243ZM246 240H248V241H246ZM257 240H258V242H257ZM46 241V240H45ZM47 241H46V243H47ZM106 241V240H105ZM199 241H204L203 243H205L207 246L205 247L204 245L205 244H201L202 242H199ZM242 241V242H241ZM107 242V241H106ZM130 244L131 243V245H129L128 243ZM148 242L146 243V247L148 248V246H150V245H152V246H154V244H148ZM222 242H223V244H222ZM225 242H227V243H225ZM247 242V243H246ZM41 242H38L37 243V245H39ZM128 245V246H126V244ZM142 243V242H141ZM175 243H176V245L177 246H179V244H180V250H182L181 251V253H179L180 252V250L178 249L179 247H176L175 246ZM177 243H179V244H177ZM229 243V244H228ZM245 243V244H244ZM261 243V244H262ZM103 244H106L104 241H103ZM108 244V243H107ZM200 244V245H199ZM218 246H217V245ZM222 244V245H221ZM241 244V245H240ZM253 244H255V245H253ZM139 245V244H138ZM163 245V246H162ZM182 245H183V242H182ZM200 247H199V246ZM208 245H209V247H208ZM212 247H211V246ZM132 246V247H131ZM150 247V248H153V247ZM155 246H154V248H153V251L154 252H156V249L157 248H155ZM158 246V247H159ZM194 246V248H196V249H194V250H192V248L191 247H193ZM202 246H203V248H202ZM260 246H262V245H260ZM33 246H31L30 247V253L28 252L27 254H25V255H27L26 257L28 258V257H31V255L30 254H32V257H34V254H35V252H33V253H31L32 251H33V249L35 248H32ZM163 247V248H162ZM197 247H199L198 249H197ZM205 247V248H204ZM208 247V248H207ZM223 247V248H222ZM251 247V248H250ZM258 247H259V251H258ZM160 248V247H159ZM175 248L177 249V250H179V251H177L176 250V252H175ZM201 248V250H199ZM211 250H210V249ZM214 248V249H213ZM249 248V249H248ZM256 248V249H255ZM169 249H170V251H169ZM202 249H204V250H202ZM223 249V250H222ZM245 249V250H244ZM255 249V250H254ZM262 249H263V251H262ZM158 250V249H157ZM206 250V251H205ZM207 250H208V252H207ZM219 250H221V251H219ZM248 250V251H247ZM159 251V250H158ZM195 251L198 253V251H201V253H203V251H205L202 255H201V253H200V255L202 256H200L201 258H199L198 259V256H197V253H195ZM209 251H210V254H206V252L207 253H209ZM7 252H9V251H7ZM182 252H184V253H182ZM192 252V254H190ZM224 252V253H223ZM248 252V253H247ZM253 254H252V253ZM261 252V253H260ZM168 253V254H167ZM179 253V254H178ZM215 253V254H214ZM5 254H7V253H5ZM178 254V255H177ZM3 255V254H2ZM1 255V253H0V257L2 256ZM162 255V254H161ZM177 255V256H176ZM190 255H192V256H194L195 258H196V260H197V263L195 262L196 260L194 259V257H191ZM204 255V256H203ZM205 255H208L209 257H212V258H210V259H207V257H205ZM228 255V256H227ZM249 255V257H247ZM252 255V256H251ZM255 255V256H254ZM259 255V256H258ZM164 256V255H163ZM164 256V258H166ZM197 256V257H196ZM227 256V257H226ZM261 256H262V258H261ZM190 257V258H189ZM208 257V258H209ZM215 259H214V258ZM245 257V258H244ZM246 257H247V259H246ZM254 257V258H253ZM259 257V258H258ZM1 258H3V257H1ZM25 259V256H23V259L24 260H28V259ZM193 260H192V259ZM206 258V259H205ZM252 258V259H251ZM255 258H257V259H255ZM261 258V259H260ZM4 259L7 261V264L9 263V260H15L14 262H16L17 264L18 263H25L26 261H24L23 259H22V257L21 258H18V257H11V258H5L4 257ZM3 259V260H4ZM8 259V260H7ZM33 259V258H32ZM169 258H167V260H168ZM200 259H202V260H200ZM204 259V260H203ZM211 259H213V260H211ZM247 261H246V260ZM250 259V260H249ZM20 260H23V261H20ZM174 260V261H173ZM188 260H190V261H188ZM195 260V261H194ZM208 260H211V261H213V262H211V263H209V261ZM249 260V261H248ZM254 260L256 261V263L254 262ZM5 261V262H6ZM19 261V262H18ZM168 261V262H169ZM177 261V262H176ZM182 261V263H180ZM192 261H193V263H192ZM253 263H252V262ZM167 262V264H170V263H168ZM184 262V263H183ZM251 262V263H250ZM20 263V264H21ZM185 263V264H186ZM206 264V263H205Z\"/></svg>",
  "mask_w": 264,
  "mask_h": 264
},
{
  "label": "bare ground",
  "instance_id": "6f19581e",
  "mask_svg": "<svg viewBox=\"0 0 264 264\" xmlns=\"http://www.w3.org/2000/svg\"><path fill=\"white\" fill-rule=\"evenodd\" d=\"M5 0H0V253H1V257H3V258H1L0 257V264H7V261L4 259V257L6 258H11V257H18V258H21L22 257V259H23V256H25V259L27 258L26 256L27 255H25V254H27L31 249H30V247L31 246H33L32 248H34L33 249V251L31 252V253H33V252H35V254H34V257H32V254H30L31 255V257H28L27 259L28 260H24V261H26L24 264H167V262L170 260V257L169 256H165L166 255V252H165V254H164V252L163 251H167L168 252V249L166 248V245L164 244V243H169L170 244V242H168V241H171V246L173 245V242H177V240L178 239H180L182 242H183V245H182V242H181V246H180V244L179 243H177V244H179V246L182 248V246L184 247V245H187L188 243L190 244V242H191V244H193L194 245V242L195 241H197V243H198V239H199V237H198V239H197V237L195 236V233H197L198 235L197 236H202V233L205 231L206 232V230H205V227H203L202 225H200L199 223H196L195 221H193L194 219H197V222H202V221H199L198 220V218H197V215L196 214H198V212L196 211L195 212V210L193 209V206H191L192 207V209L190 208V206H189V202L190 203H192L191 201H193V200H190V201H188L187 199V197H185V196H182L183 194H181L180 196H178L180 193V187H182L183 188V185L185 186V183L184 184H182L183 183V181L182 180H184L185 178H182V180L180 179V180H178V179H176V178H181L182 176H183V174L184 173H181V177H180V175H178V170H181L182 169V167L183 166H185V164L186 163H189L190 161H192L193 159V157H195L194 156V154L195 153H193V154H191V156H193L192 158H191V160L189 159V158H187V157H185L187 154H186V151L187 150H190V149H192V148H187V150H185V149H183V147L182 146H180V145H172V143L169 145L170 146V155L168 156V159H169V161H171L170 162V164H171V166L169 167V168H167L166 170H164L165 171V175L168 177V179L171 177V178H173V176H177L175 179L177 180H175L177 183H175V181H174V183H175V187H173L172 185L170 186V188L171 187H173V188H175L174 190H175V194H177V196H175L173 199H177L176 201H178V202H176L175 201V204H173L174 202H173V200L172 201H170V199H172V197L173 196H171V197H169V200L167 201V202H171V204H170V208L172 207V209H173V211H172V209L171 210H169L170 208H168V206H167V204L166 203H164V205L166 204V207H163L164 205H162L163 204V202L160 200L159 201V197L156 195V197H158V198H156V200L157 201H159V202H161V205H159L158 206V202H156V203H154V204H152V206H149V207H152L151 209H149V211L148 210H146V211H144V210H142V207L140 208L139 206V210H142V211H144V212H146L147 214L146 215H149V216H147V217H145V219L144 220H142L143 218H144V216H143V218L141 219V223H140V225H139V230L138 231H140V235H139V233L137 232V233H133L132 231H131V229L129 230L127 227L128 226H126L125 227V225H126V223H128V222H130V220L133 218V216H131V217H129V218H131V219H129V218H127V219H129V220H127L126 219V217L124 218V219H126L127 220V222L125 223V221H124V223H125V225H124V223L122 222H120V223H118L119 222V218H121V221H122V219H123V217H119V215L121 214V210H120V208L118 209V210H120V211H118V210H115L116 209V206L114 207L115 209H112V211H111V208L113 207V206H110L111 208H109L108 210L109 211H111L112 213H110V217L109 218H111L109 221H112L110 224H111V229H112V225L114 224L113 223V221L114 220H116V221H114L115 223L117 222V218L119 219L118 220V227L117 228H119V224H123L124 225V227L125 228H127L128 229V232L130 231V232H132L133 234H136L137 236H140V239H143L144 238V236H145V238H146V235H144L143 236V234L141 233V232H143L144 234H146V229H149L150 231H154V230H156L155 232H157V231H159L158 230V227H160L161 226V224H162V226L163 227H160L161 229L162 228H164L163 230H166V234H168V236L166 237V239L164 238V237H161V236H159V237H157L156 238V235H158L160 232H158V234H155V237H154V233L152 234L153 235V239L155 238V240L156 239H161V238H163V240H160L161 241V244H162V242L163 241H165L166 240V242H163V244L165 245L164 246V248L163 249H165V250H162V253H160V250H161V244H160V246H159V244H158V246L160 247H156L155 245H157L156 244V242H155V240H154V242L155 243H153V242H148L149 240H141V242H139V243H137V244H135V242L137 241V240H139V239H135V242L134 243H132L133 245H136V247L135 246H133V248H129L130 246H128L126 243V246H128V247H124L125 245H123L121 242L122 241H120V239H121V237H113V235H112V237H111V235H110V240L108 239H105V238H103V234H104V231L105 230H107V229H105V224H104V228L103 227H101V225L103 226V221H107L106 223H108L109 224V222H108V218H107V220H105L104 218H103V220H101V216L98 218V217H96V218H98L99 219V221L100 222H98L97 220L98 219H94V215H93V213H91L90 211L92 210V212H95V210H93V206L91 207V205H89L88 203L90 202L89 200L91 199H89L88 200V203H83L84 201H80V199L82 198V197H84V196H86V195H82L81 196V198L80 199H78V197L74 194L75 193V190H73V189H75L74 187L72 188V182L74 181V179H75V181H77L76 180V178H78L79 176H77L78 174H77V172L78 171H73V169L74 170H79L78 168L80 167H78V165H77V167H75L74 168V166H76L75 165V161H74V159H76V157L77 156H75V154L73 153V148H74V141L72 142V140H74L73 139V137H77L78 138V136L82 139V142H83V138H85L86 139V136L88 137V138H92V139H94L95 140V142L96 143H99L98 141H100V143H102V141H105V140H108V141H114V140H116L117 138H118V140L121 142L124 138H126L127 139V133H126V131L125 132H123L124 131V129H123V127L121 128V126H119V123H121V122H119V121H123V120H121L122 118H121V115H120V120L119 121H117L118 119H116V112H114V110L113 109H116V108H113L111 111L113 112V113H115V114H112V112L110 113V117H107V115L109 116V114L107 113V115H106V113H105V111H104V109H107L108 107H109V102L110 103H112V102H115L116 103V101H115V97L113 96H110V97H112V98H108L106 95H104V96H106L107 98H105L104 96H103V94L104 93H100L101 92V90H100V92H98V93H100V95H97V96H99V98H97L98 100H96V101H94V105H95V107L93 108V107H91L92 109H94L96 112H94L93 114H88V115H90L89 116V118L88 119H82L83 121H77V122H79V123H77V125H78V129L79 130H77V131H75V129H71V131H73L74 133H72V132H70V130H69V126H71V124L70 125H67V122L65 123L64 122V118H62V116H63V114H64V112L66 111V110H74V108H75V106H74V104H73V98L74 97H81V96H85L86 98H92V100H94V98L95 97H91L90 96V93L92 92V88L94 87V86H97V85H104V87L105 88H107L109 91H111V92H115L116 94H117V89H118V81L116 82V81H114V79L116 78V80H117V76H118V73L119 72H121V70L122 71H125V69L127 70V71H129V67H128V64H130V63H128L127 65H126V63H124V61H123V58H122V56L119 54V53H117V54H111V55H109V56H107L105 59H103V60H99V61H97V63H98V68H96L94 71L92 70L91 72H90V74L88 75V73H87V75H85L84 77H82L81 79L79 78V80H77V81H75L74 79H73V77H74V75L77 73V72H79V71H77L76 72V70H83V68L85 67V66H87L86 65V59H85V57L87 58L88 56H87V54H89L90 55V53H87V50L89 49V47H92V46H98V45H100V46H102L103 44H104V42H105V39H107V38H112V35H110V36H108L107 38H106V35H108V34H113L112 32L111 33H109L110 32V30L111 31H113V32H116V31H114L115 29L117 30V28H115L116 26H115V23L117 22L116 20H117V18H119V16H116L117 18H115V22L113 23V25H114V27H113V25L111 24V22H108V23H110L111 25H110V30H108L109 28L108 27H106V25L108 26V24H105V27L106 28H108L107 30L109 31L108 32V34H106V32H107V30L104 28V32H105V30H106V32L104 33L103 31H102V33L101 32H97L98 34H101L100 36L98 35V34H95L96 36L95 37H97V35H98V37L95 39V37H94V35L92 36V35H90L91 34V32H90V30L88 31V27H86V19L84 18V13H85V15H86V12H85V10L87 9L86 7H88L89 5H90V3H91V1H93V0H91L90 1V3H89V0H83L81 3H84V5L82 4H80L81 5V7L80 6H78V2L77 3H75V1H74V3L71 1V0H68L69 2H67L66 0H65V2L62 0H6V3L4 2ZM126 1V0H125ZM128 1V0H127ZM171 2H172V0H170ZM170 1H169V3H170ZM174 1V0H173ZM179 1V0H178ZM181 1H183L184 2V0H180V2ZM187 1V0H186ZM185 1V2H186ZM192 1V0H191ZM210 1V0H209ZM213 1V0H212ZM211 1V2H212ZM220 1V0H219ZM222 1L223 0H221L220 2H221V6H225V4H228V0L227 1H223V2H227V3H225L224 5H222ZM231 1V0H230ZM235 1V0H234ZM233 1V2H234ZM246 1V0H245ZM244 1V2H245ZM249 2H253L252 0H248ZM123 2H124V0H115V6L116 7H118V6H121L122 4H123ZM164 2V1H163ZM162 2V3H163ZM174 2H176L177 3V7H178V2L177 1H174ZM174 2H172L173 4H175ZM185 2H184V4H185ZM195 2V1H194ZM198 2V1H197ZM201 2V1H200ZM199 2V3H200ZM204 2H208L207 0L205 1L204 0ZM215 2V1H214ZM232 2V1H231ZM264 2V0H255L254 2H253V6L252 5H250L249 4V9H251L252 7H253V9L252 10H256L257 11V8L256 7H259L260 5L262 6V4L261 3H263ZM130 3V2H129ZM133 3V2H132ZM165 3H166V1H165ZM187 3V2H186ZM190 4H189V6L191 5L192 6V4H193V2H192V4H191V2H189ZM218 4H220L219 2H217ZM241 3V2H240ZM245 3H247V2H245ZM52 5V4H54V5H59L58 7H57V9L58 8H60V10H62V14H55L56 16L54 17V18H50L51 20H47L48 22H49V24H51L50 25V27L51 26H53L54 27V29H55V32L52 34L53 36V38H51V40H50V38H45L46 39V43H47V45H48V47H50V45H51V47H50V50H49V54H48V58H49V61H50V64H49V70H51L52 68H51V66H52V64H59L58 65V69H57V67H55V69H56V71H54V72H52V73H48V74H50L54 79H52V80H54V81H51L49 78L51 77V76H48V74H46L45 72H47V71H45V65H46V60H45V54L44 53H42L41 52V47H40V41H41V37H40V34H41V31H42V29H44L43 28V22H42V20H43V18H42V16H43V14H44V12H46L45 10H46V8L48 7V5ZM88 4V5H87ZM128 4V3H127ZM126 4V5H127ZM198 4V3H197ZM196 3H194L193 5L196 7V5H197ZM208 4V3H207ZM207 4H205V5H207ZM213 4V3H212ZM230 4V3H229ZM228 4V5H229ZM239 4V3H238ZM243 4V3H242ZM241 4V5H242ZM264 4V3H263ZM87 5V6H86ZM114 5V4H113ZM112 5V6H113ZM125 5V6H126ZM132 5V4H131ZM157 5V4H156ZM156 5H153V6H156ZM161 5V4H160ZM160 5H159V7H160ZM167 5H168V3H167ZM171 5V4H170ZM181 5L182 4H179V7H181ZM187 5H188V3H187ZM186 5V6H187ZM215 5V4H214ZM217 5V4H216ZM215 5V6H216ZM245 5H247V4H245ZM245 5H243V7H246ZM111 6V7H112ZM123 6V5H122ZM128 6H129V4H128ZM199 6H201L202 7V9L204 8L203 6H204V3H203V5H199ZM215 6H213V7H215ZM218 6V5H217ZM221 6H219V7H221ZM229 6H231V5H229ZM238 6V5H237ZM236 6V7H237ZM252 6V7H251ZM53 7V6H52ZM55 7V6H54ZM114 7V6H113ZM133 7V6H132ZM157 8H158V5L156 6ZM155 7V8H156ZM161 7H162V5H161ZM166 7V6H165ZM170 7H173V6H170ZM174 7H176V5L174 6ZM178 7V9H180ZM182 7L184 8L185 7V5H182ZM181 7V8H182ZM193 8V6H192V8L193 9H195L196 10V8L198 7V5H197V7L196 8ZM207 7H208V5H207ZM226 7V6H225ZM235 7V8H236ZM242 7V8H243ZM49 8V7H48ZM89 8H90V6H89ZM126 8V7H125ZM125 8H124V10H125ZM127 8H129V7H127ZM126 8V9H127ZM144 8H145V12L150 8L151 10H152V8L148 5V6H144ZM154 8V9H155ZM187 9L186 10H190V8L188 9V6L186 7ZM199 8V7H198ZM197 8V9H198ZM222 8V7H221ZM220 8V9H221ZM227 8V7H226ZM235 8H233V9H235ZM248 8V7H247ZM256 8V9H255ZM260 8V7H259ZM52 9V8H51ZM98 9L101 11L102 9H103V4L102 3H100L99 4V7H98ZM159 9V8H158ZM161 9V8H160ZM164 9V8H163ZM167 9V8H166ZM201 8L199 9V10H202ZM207 9V8H206ZM212 10H214L213 8H211ZM220 9H219V11H220ZM223 9H225V8H223ZM222 9V10H223ZM231 9H232V6H231ZM261 9V10H260ZM260 9H258V11L260 10V12H251L252 14H254L255 15V13H260V15H261V11H262V9L263 8H260ZM48 10V9H47ZM59 10V9H58ZM112 10V9H111ZM128 10V9H127ZM127 10H125V11H127ZM156 10V9H155ZM155 10H153V12H154V14H155ZM162 10V9H161ZM169 10H172L171 8L169 9ZM168 10V11H169ZM174 10H176V9H174ZM173 10V11H174ZM182 10V9H181ZM185 10V11H186ZM192 10V9H191ZM190 10V11H191ZM195 10L191 13V15H193L194 13H195ZM227 10H228V8H227ZM240 10V9H239ZM87 11V10H86ZM116 11H117V9H116ZM121 11H122V8H121ZM120 11V12H121ZM124 11V12H125ZM130 11V10H129ZM132 11V10H131ZM149 11V10H148ZM163 12L165 11V10H162ZM161 11V13L163 14L162 15V18L164 17V13ZM184 11V13H183V17L186 19V17H185V13H187V12H185ZM204 11V10H203ZM211 11V10H210ZM225 11H226V9H225ZM229 11V10H228ZM235 11H236V9H235ZM245 11V10H244ZM112 12V11H111ZM110 12V13H111ZM115 12V11H114ZM114 12H112V14L114 13ZM123 12V13H124ZM128 12V11H127ZM126 12V13H127ZM144 12V13H145ZM152 12V11H151ZM152 12V13H153ZM166 12V14H167V16L169 17V14L167 13V11H165ZM179 12V11H178ZM182 12H183V10H182ZM201 12V11H200ZM206 12V11H205ZM224 12V11H223ZM51 13V12H50ZM59 13H61V11H59ZM64 13V14H63ZM126 13H124L123 15L125 16L126 15ZM130 13V12H129ZM128 13V14H129ZM147 13V12H146ZM157 13H160V11L159 12H157ZM157 13H156V15H157ZM170 13V12H169ZM180 13V12H179ZM196 13H198L197 11H196ZM207 13H208V11H207ZM215 13V12H214ZM218 13V12H217ZM229 13V12H228ZM241 13H243V12H241ZM245 13V12H244ZM250 13V12H249ZM263 13H264V11H263ZM53 14V13H52ZM120 14H122V13H120ZM127 14V15H128ZM200 14V13H199ZM206 14V13H205ZM204 14V15H205ZM221 14V13H220ZM247 14V13H246ZM49 15H51V14H49ZM114 15V14H113ZM130 15V14H129ZM128 15V16H129ZM159 15V14H158ZM161 15V14H160ZM171 15V14H170ZM182 15V14H181ZM187 15H188V13H187ZM211 15H212V13H211ZM225 15V14H224ZM260 15H259V17H255L254 19H256V18H260ZM124 16H123V21H125L124 19H126V18H124ZM155 16V15H154ZM166 16V17H167ZM172 16V15H171ZM177 16V15H176ZM179 16V15H178ZM189 16H190V14H189ZM188 16V17H189ZM193 16H195V14L193 15ZM197 16V15H196ZM203 15H202V13H201V15H199V19L200 18H204V16L202 17ZM206 17H207V15H205ZM221 16V15H220ZM219 16V17H220ZM223 16V15H222ZM227 16V15H226ZM229 16H230V14H229ZM228 16V17H229ZM242 16H243V14H242ZM245 16V15H244ZM250 16V15H249ZM253 16V15H252ZM262 16H264V15H262ZM87 17V16H86ZM174 17V16H173ZM231 17V16H230ZM233 17V16H232ZM112 18H114V17H111V19ZM121 18V17H120ZM119 18V19H120ZM136 18V17H135ZM161 18V17H160ZM165 18V17H164ZM164 18L162 19V20H164ZM181 18V17H180ZM196 18V17H195ZM194 18V19H195ZM198 18V17H197ZM196 18V19H197ZM210 18V17H209ZM235 18V17H234ZM251 18V17H250ZM48 19V18H47ZM118 19V20H119ZM167 19V18H166ZM170 19V18H169ZM175 19V18H174ZM183 19V18H182ZM198 19V20H199ZM205 19V18H204ZM222 20L224 19V18H221ZM243 19H244V17H243ZM245 19H246V17H245ZM247 19H249V18H247ZM254 19H253V21H252V25H253V23H254ZM262 19V18H261ZM260 19V20H261ZM113 20V19H112ZM121 20V21H120ZM119 21L120 22H122V18L120 19ZM128 19H126V21H127ZM161 20V19H160ZM189 21L191 20V17H189V19H188ZM188 20H187V22H188ZM231 20V19H230ZM229 20V21H230ZM239 20V19H238ZM257 20V19H256ZM263 20V19H262ZM119 21L117 22V23H119ZM172 21H174V20H172ZM175 21H177V19L175 20ZM200 21H204V20H200ZM225 21H226V19H225ZM232 21V20H231ZM242 21V20H241ZM248 21V20H247ZM249 21H251L250 19H249ZM248 21V22H249ZM259 21V20H258ZM264 21V20H263ZM167 22V21H166ZM165 22V24L167 25L168 24V22L166 23ZM186 22V21H185ZM191 22V21H190ZM189 22V23H190ZM193 22H194V20H193ZM221 22V21H220ZM219 22V23H220ZM223 22V21H222ZM240 22V21H239ZM243 22V21H242ZM262 22V21H261ZM124 23V22H123ZM122 23V24H123ZM171 23V22H170ZM174 23V22H173ZM172 23V24H173ZM177 23V22H176ZM179 23V22H178ZM197 23V22H196ZM233 23V22H232ZM241 23V22H240ZM255 23H257V21L255 22ZM48 24V23H47ZM48 24V25H49ZM121 24V23H120ZM120 24H118V25H120ZM181 23H179V25H180ZM183 24V23H182ZM235 24H238V23H235ZM245 24H247V22L245 23L244 22V25ZM117 25V24H116ZM117 25V26H118ZM124 25V24H123ZM214 25V24H213ZM217 25V24H216ZM240 25V24H239ZM243 25V26H244ZM99 26H101V25H99ZM168 26V25H167ZM166 26V27H167ZM169 26H170V24H169ZM173 26V25H172ZM172 26H170V27H172ZM175 26V25H174ZM181 26H183V25H181ZM189 26H191V25H189ZM217 26H220L219 24L217 25ZM216 26V27H217ZM241 26V25H240ZM246 26V25H245ZM244 26V27H245ZM249 26H251V24H249ZM248 26V24H247V26H246V28L245 29H247V27H249ZM255 26V25H254ZM257 26V25H256ZM45 27V26H44ZM47 27V26H46ZM52 27V28H53ZM104 27V26H103ZM120 27H122L121 25H120ZM166 27H164L165 28V31H166ZM170 27H167V28H169V30L171 31L172 30V28H170ZM177 27V26H176ZM176 27H173V30L170 32H168V35L170 34V36L171 37H173V35L175 36V34H176V32H177V29H176ZM211 27V26H210ZM209 27V28H210ZM236 27H239L238 25L236 26ZM259 26H257V28H258ZM99 28H101V27H99ZM115 28V29H114ZM218 28H220V27H218ZM218 28H217V30H218ZM241 28H243V27H241ZM102 29V28H101ZM114 29V30H113ZM239 29V28H238ZM251 29H253V26H251V28H250V31H251ZM48 30V29H47ZM50 30V29H49ZM120 30V29H119ZM162 30H163V28H162ZM180 30V29H179ZM198 30V29H197ZM209 30V29H208ZM211 30V29H210ZM209 30V31H210ZM216 30V29H215ZM241 30V29H240ZM244 30V29H243ZM249 30V29H248ZM263 30V29H262ZM51 31H52V29H51ZM120 31H122V30H120ZM168 31V30H167ZM213 31H214V28H213ZM233 31H234V29H233ZM239 31V30H238ZM246 31V30H245ZM249 31V32H250ZM255 31V30H254ZM46 32V31H45ZM53 32V31H52ZM90 32V33H89ZM205 32V31H204ZM210 32H212V31H210ZM230 32V31H229ZM118 33V32H117ZM120 33V32H119ZM167 33V32H166ZM162 34V33H160L159 35H161L162 37V41H163V36H168L167 34ZM178 33V32H177ZM242 33V32H241ZM244 33V32H243ZM247 33V32H246ZM246 33H244V34H246ZM261 33V32H260ZM264 33V32H263ZM73 34H76V35H73ZM93 34V33H92ZM104 34H106L105 35V37L103 36ZM231 34V33H230ZM233 34V33H232ZM240 34V33H239ZM254 34V33H253ZM115 35V34H114ZM118 35V34H117ZM185 35V34H184ZM249 35V34H248ZM262 35V34H261ZM122 36H124V35H122ZM129 36V35H128ZM198 36V35H197ZM197 36H196V39H197ZM202 36V35H201ZM210 36V35H209ZM239 36H241V37H243L242 35H239ZM245 36V35H244ZM260 36V35H259ZM258 36V37H259ZM263 36V35H262ZM94 37V38H93ZM224 37V36H223ZM230 37H232L231 35H230ZM229 36H228V39L230 38ZM158 38V37H157ZM166 37H164V39H165ZM169 38V37H168ZM177 38V37H176ZM200 37L198 36V39H199ZM206 38V37H205ZM208 38V37H207ZM210 38H211V36H210ZM238 38V37H237ZM236 38V39H237ZM240 38V37H239ZM238 38V39H239ZM244 38H248V37H243V38H241V39H244ZM159 39V38H158ZM167 39V38H166ZM171 39V38H170ZM175 39V38H174ZM209 39V38H208ZM227 41H228V39L227 38H225ZM233 39H235V36L234 37H232V41H233ZM236 39H235V42H236ZM237 39V40H238ZM240 39V40H241ZM111 40V39H110ZM119 40H120V38H119ZM160 40V39H159ZM159 40H157L158 41V43H159ZM226 40H224V42L226 41ZM246 40V39H245ZM249 40V39H248ZM255 40V39H254ZM253 40V41H254ZM261 40H264V39H261ZM109 41V40H108ZM118 41V40H117ZM157 41L156 42H154V43H157ZM162 41H160V42H162ZM165 41H168L169 42V40H165ZM214 41V40H213ZM227 41H226V43H227ZM230 39H229V44H231L230 43ZM244 41V40H243ZM242 41V42H243ZM256 41V40H255ZM258 41H260V39H258ZM257 41V42H258ZM121 42H122V40H121ZM135 41H132V37L130 36L129 37V39H128V44H127V46H133L135 43H134ZM167 42V43H168ZM212 42V41H211ZM234 42V41H233ZM238 42H240V41H238ZM246 42V41H245ZM244 42V43H245ZM118 43H120V42H118ZM137 43L140 45V44H142V39H138L137 40ZM157 43V44H158ZM163 43H165V42H163ZM190 43V42H189ZM221 43L223 44V42H220V45H216V46H218L219 48H217V49H215L214 51H216V50H218V49H221ZM242 44V45H244V48H245V44H248V43H245V44ZM258 43H260L259 45L261 46V42H258ZM264 43V42H263ZM151 44H153V43H151ZM150 44V47L149 48H151V50L150 51H152L153 49H152V45ZM186 44V43H185ZM185 44H184V46H185ZM192 44V43H191ZM190 44V45H191ZM218 44H219V42H218ZM238 44H240V43H238ZM256 44L257 43H255L254 45L256 46ZM110 45V44H109ZM121 45V44H120ZM119 45V46H120ZM123 45V44H122ZM121 45V46H122ZM162 45V44H161ZM192 45H194V44H192ZM225 45H228V44H225L224 43V46ZM235 45H236V43L233 45L234 46V48H238V46L237 47H235ZM264 45V44H263ZM72 46H74L75 48H76V51L74 50V48L72 47ZM111 46V45H110ZM113 46H114V50H117L118 49V44L117 43H115V45L113 44ZM116 46V47H115ZM120 46V47H121ZM142 46V45H141ZM159 46V45H158ZM183 46V45H182ZM211 46H213V45H211ZM216 46H213L214 48L216 47ZM223 46V45H222ZM257 46H258V44H257ZM256 46V47H257ZM71 47L73 48L72 49V51H73V53H70L71 52ZM164 47V46H163ZM162 47V48H163ZM187 47V46H186ZM195 48L196 47H198L197 45H195L194 46ZM213 47H210L211 49H214ZM228 47H232V46H230V45H228ZM243 47V46H242ZM98 48V47H97ZM121 48H124V47H121ZM153 48H154V46H153ZM183 48V47H182ZM195 48L193 49V51H195ZM208 48V47H207ZM233 48V47H232ZM239 48H241V47H239ZM249 48V47H248ZM107 49H109V47L107 48ZM106 49V50H107ZM148 49L146 50V51H148ZM185 49V48H184ZM211 49H209V53H211L210 52V50ZM223 49V48H222ZM224 49H225V47H224ZM247 49V48H246ZM181 50V49H180ZM198 49H196V51H197ZM229 50H231V49H229ZM236 50V49H235ZM257 50V49H256ZM260 50V49H259ZM89 51V50H88ZM110 51H111V49H110ZM176 52H177V50H175ZM191 51V50H190ZM195 51V52H196ZM220 51H223L224 52V50H220ZM243 51V50H242ZM242 51H240V50H238L237 52H236V55H238L240 52H242ZM75 52V53H74ZM92 52V51H91ZM113 52V51H112ZM153 52H154V50H153ZM153 52H142L141 53V56H142V59L145 61V62H143V64L144 63H147V62H149V63H154V65L157 63L156 61H155V58L153 57L154 56V54L155 53H157V52H154V54H152ZM181 52V51H180ZM207 52V51H206ZM218 53H219V51H217ZM217 52H214L213 53V50H212V53L213 54H217L218 55V53ZM226 52V51H225ZM232 52V53H231ZM231 52H229V53H231V55H229L228 54V56H229V58H232L233 59V55L235 54V51L233 52V51H231ZM254 52V51H253ZM107 53V52H106ZM144 53V54H143ZM182 53V52H181ZM180 53V54H181ZM185 53V52H184ZM198 53V52H197ZM197 53H194V54H197ZM211 53V56L213 55ZM245 53V52H244ZM259 53V52H258ZM73 54H75V55H73ZM93 54V53H92ZM139 54V53H138ZM143 54V55H142ZM146 54V55H145ZM158 54H159V52H158ZM162 54H165V53H162L161 52V55ZM174 54V53H173ZM190 55L192 54V52L191 53H189ZM187 55L188 56V58H189V56L190 55ZM192 55V57H193V59H194V56L196 57V55ZM208 54V53H207ZM206 54V55H207ZM226 54V56H227V53H225ZM243 54V53H242ZM253 54V53H252ZM157 55V54H156ZM160 55V54H159ZM160 55V56H161ZM204 55V54H203ZM220 55V54H219ZM224 55V53L222 54L221 53V56H223ZM260 55V54H259ZM105 56V55H104ZM158 56V55H157ZM165 56H168V55H166L165 54ZM164 56V57H165ZM170 56V55H169ZM171 56H173V55H171ZM170 56V57H171ZM209 56V55H208ZM210 56V57H211ZM226 56H224V57H226ZM228 56H227V58H228ZM248 56H250V55H248ZM97 57V56H96ZM175 57V56H174ZM176 57H177V55H176ZM191 57V58H192ZM197 57H198V54H197ZM215 57V55L212 57V58H214ZM217 57V56H216ZM219 57V56H218ZM255 57V56H254ZM47 58V59H48ZM141 58V57H140ZM180 57H178V59H176L177 61H181V59H182V57L179 59ZM184 58V57H183ZM188 58H186V59H188ZM239 58V57H238ZM242 58V57H241ZM101 59V58H100ZM141 59V60H142ZM160 59H161V57H160ZM164 59V58H163ZM168 59H169V57H168ZM170 59H172V57L170 58ZM169 59V60H170ZM207 59V58H206ZM223 59V58H222ZM245 59V58H244ZM257 59H259V58H257ZM142 60V61H143ZM157 60V59H156ZM175 60V61H176ZM197 60V59H196ZM202 61L204 60V59H201ZM200 60V61H201ZM213 60V59H212ZM219 60V59H218ZM234 60V59H233ZM232 60V61H233ZM236 60V59H235ZM245 60H247V59H245ZM141 61V62H142ZM186 61V60H185ZM193 61H195V60H193ZM198 61V60H197ZM201 61V62H202ZM205 61V60H204ZM207 61H209V60H207ZM216 63H217V58H216ZM215 61H212V62H215ZM223 61V60H222ZM221 61V62H222ZM232 61H231V63H232ZM237 61V60H236ZM242 61V60H241ZM244 61V60H243ZM242 61V62H243ZM125 62H128V61H126L125 60ZM132 62V61H131ZM134 62V61H133ZM132 62V63H133ZM140 62V63H141ZM174 62V61H173ZM173 62H171V63H173ZM218 62H220V61H218ZM227 62V61H226ZM225 62V63H226ZM229 62V61H228ZM227 62V63H228ZM97 63H96V65H94V66H97ZM191 63V62H190ZM198 63L199 62H197V65H198ZM206 63V62H205ZM215 63V64H216ZM224 63V62H223ZM224 63V64H225ZM237 63H239V61L237 62ZM137 64H139V62L137 63ZM142 64V63H141ZM142 64V65H143ZM175 64H178V63H175ZM174 64V65H175ZM194 64V63H193ZM192 64V65H193ZM204 64V63H203ZM209 64V63H208ZM218 64V63H217ZM222 64V63H221ZM88 65H89V63H88ZM136 65V64H135ZM129 65V66H134V68L137 66H139V65ZM142 65H140V66H142ZM184 64H182V66H183ZM200 65H201V63H200ZM210 65V64H209ZM218 65H220V64H218ZM226 65V64H225ZM230 65V64H229ZM229 65H227V66H229ZM231 65H233V64H231ZM235 65V64H234ZM57 66V65H56ZM172 66H173V64H172ZM179 66V65H178ZM189 66H190V64H189ZM194 66V65H193ZM207 65H205V67H206ZM212 67H214V69L216 70V68H217V70L219 69V67L220 66H218V67H216L217 65H214L213 66V63H212V65H211ZM211 66H208V67H210L211 68ZM223 66V65H222ZM88 67V66H87ZM87 67H85V69L87 68ZM136 67V68H137ZM157 67V66H156ZM177 69L179 68V67H177V66H175ZM175 67H173V68H175ZM186 67V66H185ZM184 67V68H185ZM199 67V66H198ZM53 68H54V66H53ZM170 68H172V67H169V71L170 72H172L171 70H170ZM182 68V67H181ZM187 68H188V66H187ZM192 68V67H191ZM54 69V70H55ZM90 69H93V68H90ZM89 69V70H90ZM107 69H109L110 71H108ZM130 69H131V67H130ZM133 69V68H132ZM154 69H156V68H154ZM166 69V68H165ZM176 69V70H177ZM189 69V68H188ZM204 69V68H203ZM213 69V68H212ZM212 69H211V71H212ZM220 69H222L221 67H220ZM138 70V69H137ZM136 70V71H137ZM153 70V69H152ZM157 70V69H156ZM175 70V69H174ZM173 70V71H174ZM180 70V69H179ZM184 70V69H183ZM192 70H193V68H192ZM131 71V70H130ZM167 71H168V69H167ZM186 70H184L183 72H185ZM199 71V70H198ZM202 71V70H201ZM204 71V70H203ZM202 71V72H203ZM207 71V70H206ZM210 71V72H211ZM220 71V70H219ZM218 71V72H219ZM240 71V70H239ZM242 71V70H241ZM260 71H263V70H260ZM93 72V73H92ZM178 72V71H177ZM187 72V71H186ZM245 72V71H244ZM82 73H85V72H82ZM92 73V74H91ZM193 74H194V71L192 72ZM200 73V72H199ZM198 73V74H199ZM206 73V72H205ZM222 73V72H221ZM224 73V72H223ZM236 73V72H235ZM240 73V72H239ZM242 73H243V71H242ZM246 73V72H245ZM192 74V75H193ZM195 74H197V73H195ZM214 74V73H213ZM216 74V73H215ZM260 74V73H259ZM81 75V74H80ZM173 75V74H172ZM202 75H203V73H202ZM201 74H200V76H202ZM233 75V74H232ZM236 75V74H235ZM191 76V75H190ZM194 77H196L195 75H193ZM199 75H197V77H198ZM210 76V75H209ZM216 76H220V75H216ZM257 76H258V74H257ZM261 76H264V74H261ZM51 77V78H52ZM192 77V76H191ZM205 78H207L206 76H204ZM203 77V78H204ZM222 77V76H221ZM181 78V77H180ZM187 78V77H186ZM190 78V77H189ZM214 78V77H213ZM258 78V77H257ZM194 79V78H193ZM215 79V78H214ZM241 79V78H240ZM262 79H264V78H262ZM261 78L259 79V81H261L262 80ZM180 80V79H179ZM191 80V79H190ZM208 80V79H207ZM211 80V79H210ZM209 80V81H210ZM216 80V79H215ZM234 80V79H233ZM258 80V79H257ZM75 81V82H74ZM183 81V80H182ZM191 81H193V80H191ZM197 82H198V80H196ZM195 81V82H196ZM201 82H198V83H203L204 81H202V80H200ZM209 81H205L206 83H208ZM263 81L264 80H262V83H263ZM215 82V81H214ZM257 82V81H256ZM193 83H194V81H193ZM218 83V82H217ZM219 83H220V81H219ZM258 84L257 85H260L259 84V82H257ZM261 83V82H260ZM261 83V84H262ZM184 84V83H183ZM190 84V83H189ZM205 84V83H204ZM204 84H201V86L203 85L204 86ZM251 84H253V83H251ZM254 84H255V81H254ZM119 85H120V83H119ZM196 85V84H195ZM198 86V85H197ZM196 86V88H194V89H197V91H194V93H193V95H197V94H195V93H204V88H203V86H202V88L201 89H199V86L197 87ZM200 86V87H201ZM254 85H252L251 87H253ZM98 87V86H97ZM102 87V86H101ZM121 87V86H120ZM119 87V88H120ZM233 87V86H232ZM249 87V86H248ZM247 87V88H248ZM211 88V87H210ZM212 88H214V87H212ZM253 88H255V87H253ZM101 89V88H100ZM257 89V88H256ZM120 90V89H119ZM182 90V89H181ZM181 90H180V92H181ZM186 90V89H185ZM248 90V89H247ZM250 90V89H249ZM103 91V90H102ZM179 91V90H178ZM191 91V90H190ZM124 92H125V90H124ZM186 92V91H185ZM184 92V93H185ZM206 92V91H205ZM191 93V92H190ZM115 94V95H116ZM119 94H120V92H119ZM135 94V93H134ZM192 94V93H191ZM175 95V94H174ZM198 95H200V94H198ZM237 95V94H236ZM136 96V95H135ZM182 96V95H181ZM192 96V95H191ZM118 97V96H117ZM200 97V96H199ZM236 97V96H235ZM179 99H181L180 97H178ZM232 98V97H231ZM234 98V97H233ZM237 98V97H236ZM119 99V98H118ZM123 99V98H122ZM88 100V99H87ZM182 100V99H181ZM178 102V101H177ZM181 102V101H180ZM233 102V101H232ZM113 104V103H112ZM112 104H110V105H112ZM231 104V103H230ZM233 104H235V103H233ZM96 105H98L97 107H96ZM179 106V105H178ZM111 109V108H110ZM117 110V109H116ZM174 110V109H173ZM118 111V110H117ZM178 111H180V110H178ZM179 113V112H178ZM191 113V112H190ZM189 112H187L186 110L185 111H182L180 114H178V119L179 118H181V120L179 119H177L178 121H181V126L183 127V129L184 130H189L188 132H191L192 130L194 131L196 128H197V126L199 125L198 124V120H197V117L198 116H195V115H193V114H190ZM122 114V113H121ZM194 114H196V113H194ZM230 114V113H229ZM113 115H116V116H112ZM123 115V114H122ZM142 115V114H141ZM173 115V114H172ZM171 115V116H172ZM197 115V114H196ZM217 115H220L219 113H217ZM207 116V115H206ZM206 116H204V117H206ZM221 116V115H220ZM223 116H224V113H223ZM59 117V118H58ZM124 117V116H123ZM137 117V116H136ZM136 117H134V119L136 118ZM174 117V116H173ZM203 116L202 117H200V118H204ZM231 117V116H230ZM237 117V116H236ZM239 117H241V116H238V118ZM247 117H250V116H247ZM108 118H110L111 120L110 121H112V122H114L112 125L111 124H109V126L106 124H103V122L106 120V119H108ZM112 118H115L114 120H112ZM199 117H198V119H200ZM221 118H223V117H221ZM125 119V118H124ZM138 119V118H137ZM229 119V118H228ZM125 120H127V121H129V122H131V119H125ZM124 120V121H125ZM205 120V119H204ZM230 120V119H229ZM238 119L236 118V121H233V122H235L234 124H233V122H232V124H233V126H234V128L236 129H234V131H236V132H234V133H237V137H239V141H241V142H247L251 137H249V135L248 134H252L253 132H248L249 130H253V129H250L251 127H250V125L252 124V119L250 118H244V122L247 124V125H245V128L242 126V124L244 125L245 123H243V121L240 119V120H238V121H242V123H240V122H238L237 121ZM117 121V122H116ZM127 121H125V122H127ZM133 121H136V120H133ZM97 122H100V123H98V124H103V125H105V126H103L102 124V126H100V128H101V130H99L98 132L95 130L96 129V127H95V123L97 124ZM119 122V123H118ZM124 122V123H125ZM255 122V121H254ZM123 123V122H122ZM136 123V122H135ZM200 123V122H199ZM231 123V122H230ZM241 125H240V124ZM251 123V124H250ZM68 124H69V122H68ZM131 124V123H130ZM65 126L64 127V129L62 128V126ZM132 125V124H131ZM201 125V124H200ZM199 125V126H200ZM123 126V125H122ZM242 126V127H241ZM106 127H109V128H106ZM253 127V126H252ZM254 128V127H253ZM107 129V130H106ZM123 129V130H122ZM180 129V128H179ZM249 129V130H248ZM197 130H199V129H196L195 131H197ZM201 130V129H200ZM41 131L43 132V134L41 133ZM255 131V130H254ZM20 132H25V136H26V134H27V136L28 135H30L31 137H33L34 138V141L31 139V141L33 142L32 144H29V142H28V144H26L27 143V141H26V143L24 142V140H22V139H24V136L22 137V139H20V138H18L17 137V135L20 133ZM45 132V133H44ZM65 132L67 133V132H69V133H72V134H74L73 135V137H72V134H71V139H69L70 138V134L67 136V137H65L64 135H63V133L65 134ZM201 132V131H200ZM199 131H198V135H199V133H200ZM231 132H233V129H232V131ZM210 133H212V130L210 131ZM21 134H23V133H21ZM217 134V133H216ZM57 135H59V136H61V139H56V137H57ZM66 135V134H65ZM127 135V136H126ZM202 134H200L199 136H201ZM211 135H213V133L212 134H210L209 135V137L211 136ZM253 135V134H252ZM251 135V136H252ZM18 136H20L21 137V135H18ZM30 136H28L25 140H27ZM62 136H64V137H62ZM218 136V135H217ZM208 137V136H207ZM206 137V138H207ZM216 137V136H215ZM221 137V136H220ZM79 138V140H81ZM200 138V137H199ZM202 138V137H201ZM217 138H219V136L217 137ZM222 138V137H221ZM252 138H253V136H252ZM251 138V139H252ZM84 139V140H85ZM212 139H213V137H212ZM78 140V141H79ZM93 140V141H94ZM98 140V141H97ZM116 141V142H118L117 144H120V142L119 141ZM182 140V139H181ZM208 140V139H207ZM255 139H252V141H254ZM257 140V139H256ZM260 140V139H259ZM71 141V142H70ZM91 141V140H90ZM182 141H184V140H182ZM107 144H108V142L107 141H105ZM123 142V141H122ZM181 142V141H180ZM179 142V143H180ZM185 143H186V140L184 141ZM262 142V141H261ZM264 142V141H263ZM262 142V143H263ZM31 143V142H30ZM104 143V142H103ZM102 143V144H103ZM110 143V142H109ZM115 143V142H114ZM113 143V144H114ZM123 143H126V141L124 140V142ZM123 143H122V145H123ZM188 143V142H187ZM212 143V142H211ZM228 143H230V142H228ZM247 143H249V145H251L250 143L251 142H247ZM71 144H73V145H71ZM93 144V143H92ZM105 144V143H104ZM116 144V143H115ZM189 144V143H188ZM187 144V145H188ZM219 144V143H218ZM226 144V143H225ZM252 144H254L253 142H252ZM259 144V143H258ZM261 144V143H260ZM260 144H259V146H260ZM94 145H97V144H94ZM106 145V144H105ZM132 146H133V144H131ZM172 145V146H171ZM191 145V144H190ZM189 145V146H190ZM197 145V144H196ZM227 145V144H226ZM232 145V144H231ZM230 145V146H231ZM245 145V144H244ZM255 145V144H254ZM263 145V144H262ZM49 146H55V147H59V148H64L65 149V147H67V146H70V147H67L66 149H69V148H72V151H71V149H69V151H71L72 153H69V151L68 150H61L60 152H59V154H57V155H59V157L57 156V155H55V156H53L54 158L55 157H58L57 159L59 160V162L60 161H64L63 163H65V162H67L66 161V159L67 158H69V161L70 160H73L74 161V163H72V161L70 162V163H72V164H74V165H71L69 162V164H70V166L72 167L73 166V169L71 168V170L75 173H73L71 170H69L68 169V171L66 172V173H64L65 172V167L62 169L61 168V166L62 165H64L62 162L61 163H59V164H57L58 163V161H57V163H55L56 162V160H52V159H54L53 157H52V155L50 156V151L48 150L50 147ZM71 146H73V147H71ZM99 147H100V145H98ZM121 146V145H120ZM127 146V145H126ZM128 146H130V145H128ZM131 146V147H132ZM247 145H245L244 147H246ZM108 147V146H107ZM123 147H125V146H123ZM136 147V146H135ZM188 147V146H187ZM235 147V146H234ZM114 148V147H113ZM126 148V147H125ZM201 148V147H200ZM210 148H212V147H210ZM228 148V147H227ZM247 148V147H246ZM55 149V148H54ZM96 149V148H95ZM141 149V148H140ZM105 150V149H104ZM107 150V149H106ZM105 150V151H106ZM130 150V149H129ZM132 150H133V148H132ZM228 150V149H227ZM240 150V149H239ZM68 151V152H67ZM109 151H110V149H109ZM126 151V150H125ZM149 151V150H148ZM193 151V150H192ZM196 151V150H195ZM54 152H56V151H54ZM75 152V151H74ZM108 152V150L105 152V154ZM126 152H128V151H126ZM188 152V151H187ZM191 152V151H190ZM190 152H189V157H191L190 156ZM212 152V151H211ZM238 152V151H237ZM263 152V151H262ZM262 152H260V153H262ZM69 153V154H68ZM139 153V152H138ZM146 153V152H145ZM192 153V152H191ZM230 153V152H229ZM255 153V152H254ZM51 154H53V153H51ZM71 155L72 156V154H74V156H72V158L73 159H70L71 158V156L70 157H68V155ZM100 154V153H99ZM109 154V153H108ZM108 154H106V155H108ZM128 154V153H127ZM141 154V153H140ZM231 154V153H230ZM246 154V153H245ZM250 154V153H249ZM248 154V155H249ZM104 155V154H103ZM119 155V154H118ZM129 155H131V153L129 154ZM210 155V154H209ZM233 156L235 155V153H233L232 154ZM251 155V154H250ZM105 156V155H104ZM110 156V155H109ZM126 156V155H125ZM133 156H134V154H133ZM141 156H143V155H141ZM208 156V155H207ZM206 156V157H207ZM231 156V155H230ZM232 156V157H233ZM236 156H237V154H236ZM239 156V155H238ZM241 156H242V159L244 160V157L243 156H245V155H242L241 154ZM253 156H255V154L253 155ZM252 156V157H253ZM112 157V156H111ZM146 158H147V160H149V158H150V155H146L145 156ZM145 157H143V158H145ZM228 157V156H227ZM250 157V156H249ZM52 158V159H51ZM106 158V157H105ZM142 158V159H143ZM186 158V159H185ZM196 158V157H195ZM197 158H198V156H197ZM210 158V157H209ZM230 158V157H229ZM237 158V157H236ZM241 158V157H240ZM248 158V157H247ZM50 160L51 159V162L52 161H55V162H53V163H55L54 165H53V163H51V162H49V165H48V162H47V160ZM96 159V158H95ZM94 158H93V160H95ZM98 159V158H97ZM96 159V161L97 162H95V163H97L98 165H101L102 167H103V165H105L104 164V161L103 162H101L102 160H106V159H104V157L102 156V159L101 158H99L98 160ZM123 159H124V157H123ZM131 159V158H130ZM189 159V161H187ZM206 159V158H205ZM218 159V158H217ZM231 159V158H230ZM246 159V158H245ZM255 161H253L254 162V164H252L251 165V162H250V165H249V163H248V165L246 164V163H244V164H246V165H240L239 166V163H236V164H238L237 166H239L240 167V170H242L241 171V173H243L244 174V176L248 179V181H250L251 182V186L253 187V193L252 194H254L256 191H254V189H256V187H257V185L258 186H260L259 184H258V181L260 182L261 181V183H263L264 182V154H262V155H256V157H254L253 158ZM101 160V161H100ZM109 160V159H108ZM208 160V159H207ZM235 160V159H234ZM132 161H133V159H132ZM143 161V160H142ZM168 161V162H169ZM187 161V162H186ZM194 161H196V159H194L192 162L194 163ZM199 161V160H198ZM232 161H233V158H232ZM245 161V160H244ZM76 162H79V161H76ZM80 162H81V160H80ZM79 162V163H80ZM107 162H109V161H107ZM134 162V161H133ZM157 162V161H156ZM186 162V163H185ZM200 162V161H199ZM199 162H197V163H199ZM204 162H206L205 160H204ZM204 162H203V164H204ZM208 162V161H207ZM212 162V161H211ZM236 162V161H235ZM242 162V161H241ZM68 163H67V166H68ZM94 163V164H95ZM125 163V162H124ZM192 163V164H193ZM214 163V162H213ZM78 164V163H77ZM88 164V163H87ZM103 164V165H102ZM110 164V163H109ZM133 164V163H132ZM167 164V163H166ZM215 164V163H214ZM213 164V165H214ZM225 164V163H224ZM231 164V163H230ZM52 165V166H51ZM65 165H66V163H65ZM64 165V166H65ZM86 165V164H85ZM98 165H96V167H98ZM137 165V164H136ZM182 165V166H181ZM187 165V164H186ZM195 165V164H194ZM212 165V164H211ZM49 166H51V168H48ZM54 166H56V167H54ZM66 166V167H67ZM70 166H68V167H70ZM109 166V165H108ZM67 167V168H68ZM88 167L89 166H87V169L86 170H88ZM163 167H165V166H163ZM168 167V166H167ZM191 167V170L193 169V167L192 166H190ZM212 167V166H211ZM211 167H207L208 168V170L207 169H205V170H203L202 172H203V174L205 175V177H207V179L209 180V181H211V184H209V187H212V185H213V187L212 188H214V189H216V187H217V184L216 183H214V184H212V182H215L214 180V175L216 176V174L214 173V172H210V168ZM217 167V166H216ZM220 167V166H219ZM218 167V168H219ZM226 167V166H225ZM229 167V166H228ZM231 167V166H230ZM53 168H54V170H55V168L57 169V168H61L62 170H64V171H62L61 169V172H62V174L64 173V176L60 173V175H61V178H57V176H59V174L57 175V174H53L54 173V171H53V173H52V170H53ZM77 168V169H76ZM101 168V167H100ZM105 168V167H104ZM109 168V167H108ZM166 168V167H165ZM198 168V167H197ZM91 169V168H90ZM94 168H92V170H93ZM103 169V168H102ZM185 169H186V167H185ZM195 169V171H193V172H196V168H194ZM201 169V168H200ZM24 170H26V171H31L32 173H31V175L29 174V173H25L26 175H27V177L26 176H23V175H25V174H23L22 175V172L24 171ZM59 170V171H60ZM85 170V169H84ZM95 170V169H94ZM93 170V171H94ZM100 170V169H99ZM103 170H105V169H103ZM109 170H110V168H109ZM147 170V169H146ZM211 170H213V168H211ZM221 170V169H220ZM224 170H227V169H225L224 168ZM232 170V169H231ZM93 171H91L90 173L87 171V173H89V175L88 174H86V175H88V176H90L91 175V173H93ZM102 171V170H101ZM199 171V170H198ZM197 171V172H198ZM213 171H215L216 172V170H215V168H214V170ZM56 172H58V170H56ZM55 172V173H56ZM81 172V171H80ZM83 172V171H82ZM86 172V171H85ZM112 171H108L107 172V169H106V174L105 175H103L102 174V172H101V174L103 175V176H101V175H99L100 177V179L101 180H103V179H105V178H103V177H106V178H108L109 180L111 179V180H113L111 177L113 176L114 177V175H111V176H109V175H107L108 173L110 174ZM161 172V171H160ZM201 172V171H200ZM199 172V173H200ZM218 172V171H217ZM216 172V173H217ZM79 173V172H78ZM95 173H97V172H95ZM164 173V172H163ZM191 173V172H190ZM198 173V174H199ZM220 173H221V171H220ZM28 174H29V176H28ZM83 175L85 174V173H82ZM112 174V173H111ZM162 174V173H161ZM180 174V173H179ZM189 174V173H188ZM54 175V176H53ZM57 175V176H56ZM80 175V174H79ZM83 175H81V176H83ZM86 175H84V176H86ZM136 175V174H135ZM140 175V176H139ZM139 175H138V181H137V179H136V183L134 184V183H132V185H133V187L131 188H129L130 190H128L129 191V195H130V192H138V195H139V193L141 192V191H143V190H145V188L146 187H148V188H146V191H143L142 192V196L144 195V192H146V194H147V192H149V188H152L153 186H156V185H153L152 183H151V181H148V179H147V177L148 178H150L147 174H145V175H147V176H142L140 173H139ZM196 175V174H195ZM75 176H77L76 178H74ZM79 177L80 179L81 178H84L85 179V177L83 176V177ZM108 176V177H107ZM115 176H116V174H115ZM161 176V175H160ZM187 176V175H186ZM197 176V175H196ZM199 176L200 175H198V178H199ZM60 177V176H59ZM91 177H93V175L92 176H90V179H89V177H86V178H88L87 180H89L90 182L89 183H91V182H93V181H95L96 179H98V180H100L99 178H97L98 177V173H97V176H96V174H95V177H96V179L94 178L93 180H92V178ZM117 177H119V175H117ZM117 177H115V178H117ZM136 177H137V175H136ZM159 177V176H158ZM165 177V176H164ZM163 177V178H164ZM189 177V176H188ZM201 177L202 176H200V178L199 179H201ZM229 177V176H228ZM259 177H260V179H259ZM103 178V179H102ZM131 178V177H130ZM160 178V177H159ZM161 178H162V176H161ZM160 178V179H161ZM166 178V177H165ZM193 178H194V176H193ZM211 178V179H210ZM56 179H58V181L56 180ZM107 179V180H108ZM121 179V178H120ZM151 179H153V178H150V180ZM157 178H155V180H156ZM187 179V178H186ZM191 179H192V176H191ZM190 179V180H191ZM219 179V178H218ZM237 179V178H236ZM239 179V178H238ZM86 180V181H87ZM98 180H97V182H98ZM106 179L103 181V182H105V181H107ZM108 180V181H109ZM110 180V181H111ZM155 180H153L152 182H154ZM166 179H164V181H165ZM33 181V182H32ZM56 181L59 183H63V184H61V185H65V183H66V185H65V187H67V184H68V186L72 189V190H70V188L68 189V192H66L65 190H64V188H63V186H62V188H63V190H62V188H60V187H58V185L56 184ZM107 181V182H108ZM156 181H158V179L156 180ZM162 181H163V179H162ZM161 180H160V182H162ZM163 181V182H164ZM169 181V180H168ZM179 181L181 182L182 181V183H181V185H178L179 184ZM187 181V180H186ZM188 181H189V179H188ZM187 181V182H188ZM197 181V180H196ZM228 181V180H227ZM230 181V180H229ZM237 181V180H236ZM239 181V180H238ZM247 181V182H248ZM78 182H83L84 183V181H78ZM102 182V181H101ZM103 182H102V184H103ZM107 182H105V183H107ZM139 182H141V183H139ZM171 182H172V180H171ZM193 182V181H192ZM219 182V181H218ZM249 182V183H250ZM86 183V182H85ZM88 183V182H87ZM109 183V182H108ZM138 183L140 184V185H138ZM167 183V182H166ZM166 183H162V184H160L159 185V187L157 186V190H156V187H153V189H154V191H156L155 193H158L159 192V190L161 189V188H163V186L162 187H160L161 185H164V184H166ZM174 183H172V184H174ZM195 183V182H194ZM69 184H71V185H69ZM97 184V183H96ZM149 184H151V185H149ZM155 184V183H154ZM156 184H159V183H156ZM171 184V183H170ZM169 182L166 184L168 187H169ZM197 184V183H196ZM195 184V186H196V188L198 187V185H200V183L199 184H197L196 185ZM205 184V183H204ZM216 184V185H215ZM239 184V183H238ZM264 184V183H263ZM57 185V186H56ZM74 185H77L76 183L74 184ZM87 185V184H86ZM95 185V184H94ZM104 185V184H103ZM107 185V184H106ZM112 185V184H111ZM148 185V186H147ZM153 185V186H152ZM207 185V184H206ZM211 185V186H210ZM219 185V184H218ZM90 186H91V184H90ZM97 186V185H96ZM149 186H152V187H149ZM167 186H164V187H167ZM179 186V187H178ZM189 186V185H188ZM187 185H186V189H187V187H188ZM192 186H193V184H192ZM194 186V187H195ZM201 187L203 186L202 184L200 185ZM208 186V185H207ZM222 186V185H221ZM250 186V187H251ZM264 186V185H263ZM92 187H93V185H92ZM168 187H167V189H168ZM206 187V186H205ZM204 187V188H205ZM228 187H230V186H228ZM94 188H95V186H94ZM169 188V189H170ZM172 188V189H173ZM182 188H181V192H182ZM203 188V187H202ZM221 188V187H220ZM227 188V187H226ZM258 188V187H257ZM67 189V188H66ZM147 189H148V191H147ZM153 189H152V191H153ZM159 189V190H158ZM167 189H163V190H167ZM189 189H191V188H189ZM194 189V188H193ZM198 189V188H197ZM197 189H194V190H197ZM200 189V188H199ZM214 189H213V191H214ZM259 189V188H258ZM258 189H256V190H258ZM138 190V191H137ZM139 190H140V192H139ZM163 190H160V192H162ZM173 190V191H174ZM193 190V191H194ZM204 190V189H203ZM206 190H207V187H206ZM210 190H212V189H210ZM217 190H218V188H217ZM227 190V189H226ZM260 190V189H259ZM259 190L257 191V192H259ZM72 191L74 192L73 194L75 195V197L73 196V194H72ZM99 191H100V189H99ZM153 191V192H154ZM158 191V192H157ZM184 191H185V189H184ZM187 191H188V189H187ZM190 191V190H189ZM199 191V190H198ZM219 191V190H218ZM218 191H217V193H218ZM221 191V190H220ZM261 191V190H260ZM70 192V193H69ZM89 192H91V191H89ZM93 192V191H92ZM97 192V191H96ZM159 192V193H160ZM200 192H202V190H200ZM210 192V191H209ZM80 193V192H79ZM170 193H172V190H171V192ZM169 193V194H170ZM179 193V194H178ZM195 193V192H194ZM198 193V192H197ZM212 193V192H211ZM220 193V192H219ZM263 193V192H262ZM262 193H261V195H262ZM128 194H127V196H128ZM133 194V193H132ZM135 194V193H134ZM146 194H145V196H146ZM149 194H150V192H149ZM169 194H166V195H169ZM174 194V195H175ZM189 194V193H188ZM188 194H187V196H188ZM191 194V193H190ZM238 194H240V193H238ZM242 194V193H241ZM244 194V193H243ZM264 194V193H263ZM78 195V194H77ZM80 195V194H79ZM78 195V196H79ZM153 195H155V194H153ZM159 195V194H158ZM161 195V194H160ZM172 195V194H171ZM195 195V194H194ZM197 195H199V194H197ZM210 195H212V194H210ZM224 195V194H223ZM222 195V196H223ZM237 195V194H236ZM134 196H136V195H134ZM214 197H215V195H213ZM226 196V195H225ZM225 196H223V197H225ZM77 197V198H76ZM80 197V196H79ZM100 197V196H99ZM107 197V196H106ZM149 197H151V195L149 196ZM163 197H164V195H163ZM168 197V196H167ZM238 197V196H237ZM263 197H264V195H263ZM84 198H86V197H84ZM89 198V196H87V199ZM97 198L98 197H96V202L98 201L97 200ZM109 198H111V197H109ZM147 198H148V196H147ZM152 198H153V196H152ZM165 198V197H164ZM185 198V199H184ZM197 198V197H196ZM196 198H194V199H196ZM200 198H202V197H199V199ZM241 198V197H240ZM104 199V198H103ZM106 199V198H105ZM112 199V198H111ZM137 199V198H136ZM143 199V198H142ZM141 199V200H142ZM161 199V198H160ZM165 199H167V198H165ZM198 199V198H197ZM202 199H204V198H202ZM208 199V198H207ZM207 199H205V200H207ZM216 199V198H215ZM227 199H228V197H227ZM233 199V198H232ZM238 198H235V200H237ZM86 200V199H85ZM112 200H114V199H112ZM140 200V201H141ZM149 200V201H148ZM209 200V199H208ZM211 200V199H210ZM209 200V201H210ZM217 200V199H216ZM224 200V199H223ZM250 200V199H249ZM249 200H247V202H249ZM255 200V199H254ZM263 200H264V198H263ZM87 201V200H86ZM100 201V200H99ZM98 201V202H99ZM111 201V200H110ZM139 201V200H138ZM143 201V200H142ZM150 201H152L151 200V198L150 199H147V201H144V202H150ZM153 201H155V199L153 200ZM163 201H164V199H163ZM202 201V200H201ZM200 201V204L202 203ZM204 201V200H203ZM212 201V200H211ZM226 201V200H225ZM225 201H224V204H225ZM229 201H231L232 202V200L231 199H229ZM238 201V200H237ZM236 201V202H237ZM256 202H257V200H255ZM260 201V200H259ZM97 202V203H98ZM103 202V201H102ZM106 202V201H105ZM105 202H103V203H105ZM196 202H197V200H196ZM230 202V203H231ZM234 202V201H233ZM232 202V203H233ZM235 202V203H236ZM94 203V202H93ZM92 203V201H91V203L90 204H93ZM140 203H142V202H140ZM140 203L138 204L137 203V205H140ZM152 203V202H151ZM178 203H179V205H178ZM206 203V202H205ZM208 203H210V202H208ZM212 203V202H211ZM210 203V204H211ZM229 203V204H230ZM238 203V202H237ZM123 204V203H122ZM121 204V205H122ZM131 204V203H130ZM134 204V203H133ZM173 204V205H172ZM194 204V203H193ZM199 200H198V202H197V205H196V207H199ZM202 204H204V202L202 203ZM215 204V203H214ZM213 204V205H214ZM217 204V203H216ZM257 204V203H256ZM110 205H112V204H110ZM117 205V204H116ZM128 205V204H127ZM143 205V204H142ZM144 205H145V203H144ZM148 205H149V203H148ZM169 205V204H168ZM172 205V206H171ZM206 205V204H205ZM204 205V207H206ZM208 205V204H207ZM212 205V206H213ZM221 204H219V206H220ZM232 205V204H231ZM229 206V209L233 206ZM237 205V204H236ZM251 205V204H250ZM106 205H104V207H105ZM118 206V205H117ZM123 206H125L124 207V209H127V207L129 206H126V205H123ZM201 206V208H204V207H202L203 205H200ZM223 206V205H222ZM241 206V205H240ZM253 206V205H252ZM251 206V207H252ZM103 207V208H104ZM122 207V206H121ZM130 207V206H129ZM144 207V206H143ZM148 207V206H147ZM207 207H209V206H207ZM211 207V206H210ZM216 207H218V204L216 205ZM215 207V208H216ZM227 207V206H226ZM245 207V206H244ZM258 207V206H257ZM92 208V209H91ZM106 208H107V206H106ZM123 208V207H122ZM132 209H133V211H132V209H130L132 212H135L134 211V209L136 208H133V207H131ZM159 208H162V210L163 209H165V208H168V211H167V213L166 212H162V211H160L161 209H159ZM190 208V209H189ZM218 208H221V207H218ZM217 208V209H218ZM233 208V207H232ZM91 209V210H90ZM123 209V210H124ZM144 209H147V208H144ZM198 208H196V210H197ZM214 209V208H213ZM222 209V208H221ZM228 209V208H227ZM226 208L224 209V210H226V211H229V210H227ZM237 209V208H236ZM113 210H115V212H113ZM122 210V212H124L125 213V211H128V210H124L123 211ZM128 211V212H131V211ZM138 210V209H137ZM167 210V209H166ZM166 210H164V211H166ZM180 210H181V212H180ZM202 210V209H201ZM204 210V209H203ZM201 211V213H200V215L201 214H204L205 213V211ZM208 210V209H207ZM216 210V209H215ZM219 211H220V209H218ZM231 210L232 209H230V212H231ZM239 210V209H238ZM107 211V210H106ZM116 211H118V212H120V214L118 215H116V213H118V212H116ZM149 213H151V214H148V212ZM178 211H179V213H178ZM198 211H199V209H198ZM241 211H243V210H241ZM96 212H99V211H96ZM101 212V211H100ZM99 212V213H100ZM105 212V211H104ZM138 212V211H137ZM204 212V213H203ZM225 212V211H224ZM234 212V211H233ZM262 212V211H261ZM124 213H122V214H124ZM213 213H214V211H213ZM212 213V214H213ZM216 214H218L219 212H215ZM221 213H223V212H221ZM263 213V212H262ZM101 214H102V216H103V213L101 212ZM107 214V213H106ZM128 214V213H127ZM126 213L124 214V215H127ZM144 214V213H143ZM142 214V215H143ZM207 214V213H206ZM212 214H210L211 215V219L213 218V216H212ZM124 215H121V216H124ZM128 215H130V213L128 214ZM131 215H133V214H131ZM139 215L142 217V215L141 214H138V217H139ZM145 215V214H144ZM145 215V216H146ZM208 216H209V214H207ZM207 215H205V216H203V218L204 217H207ZM118 216V217H117ZM136 215H134V217H135ZM198 216H199V214H198ZM214 216H217V215H214ZM220 216V215H219ZM228 216V215H227ZM105 217V216H104ZM117 217V218H116ZM138 217L137 218H135L136 220L138 219ZM222 216H220L219 217V219L221 218ZM223 217H225L224 215H223ZM228 218V217H227ZM253 218V217H252ZM135 219H133L134 221L133 222H136L135 221ZM193 219V220H192ZM205 219V218H204ZM138 220H140V219H138ZM137 220V221H138ZM200 220H202V219H200ZM216 220V219H215ZM220 220H222V219H220ZM219 220V221H220ZM226 220V219H225ZM262 220V219H261ZM211 221V220H210ZM209 221V222H210ZM214 221V220H213ZM264 221V220H263ZM191 222H193V223H191ZM216 222V221H215ZM116 223V224H117ZM139 223V222H138ZM186 223H191V225L190 224H188V225H190V226H192V228H190V229H193L194 230V232L191 230V233L190 232H188L190 229H188V228H186L185 229V227H183V224L186 226ZM195 223V224H194ZM205 223V222H204ZM211 223H212V221H211ZM218 223V222H217ZM217 223H215V224H217ZM227 223V222H226ZM264 223V222H263ZM130 224H131V222H130ZM132 224H136V223H132ZM160 224V226H158ZM197 224V225H196ZM203 224V223H202ZM209 224V223H208ZM260 224V223H259ZM123 225H121V226H123ZM127 225H129V223L127 224ZM194 225H196V226H194ZM210 225V224H209ZM212 225H213V223H212ZM211 225V226H212ZM224 225H226V224H224ZM228 225V224H227ZM257 225H258V223H257ZM108 226V225H107ZM114 226V225H113ZM120 226V230H122L123 228ZM132 226V225H131ZM137 226V224L135 225V227H134V229L133 230H135V228H136V230L138 229V227H136ZM158 226V227H157ZM223 226V225H222ZM221 226V227H222ZM130 227V226H129ZM133 227V226H132ZM187 227V226H186ZM215 227H217V225L215 226ZM214 226H213V228H215ZM115 228V227H114ZM113 228V229H114ZM117 228H115L116 230H118ZM211 228V227H210ZM209 228V229H210ZM261 228H263V227H261ZM114 229V230H115ZM188 229V234H186L187 232H186V230ZM212 229V228H211ZM210 229V230H211ZM216 229V228H215ZM221 229V228H220ZM109 231H110V229H108ZM115 230V232H116V234L118 233V234H121V233H119V232H117ZM125 230V229H124ZM218 230V229H217ZM216 230V231H217ZM258 230V229H257ZM112 231V230H111ZM119 231V230H118ZM145 231V232H144ZM149 231V232H150ZM223 231V230H222ZM259 231V230H258ZM261 231H263V230H261ZM114 232V231H113ZM120 232H123V231H120ZM161 232H162V230H161ZM211 232V231H210ZM53 233H55L54 234V236H55V239H54V242H52L51 244H49L50 243V241H49V243H48V241H47V239H48V237H49V235H51V234H53ZM110 233V232H109ZM112 233V232H111ZM110 233V234H111ZM148 233V232H147ZM165 232H163V234H164ZM258 233V232H257ZM68 234H70V235H68ZM113 234H115V233H113ZM115 234V235H116ZM117 234V235H118ZM125 234H126V232L124 233V238L126 239V238H128V237H126L125 236ZM131 234V233H130ZM129 234V235H130ZM150 234V233H149ZM163 234H159V235H163ZM190 234V237L188 238L187 237V235H189ZM203 234H205V233H203ZM221 234V233H220ZM258 234H260V233H258ZM262 234H263V232H262ZM262 234H260V235H262ZM107 235V234H106ZM114 235V236H115ZM122 235V234H121ZM132 235V234H131ZM152 235H150V237H152ZM170 235H171V238H172V240H173V242H172V240L170 239ZM214 235H215V233H214ZM225 235V234H224ZM264 235V234H263ZM70 236H71V239H70ZM136 236V237H137ZM164 236V235H163ZM206 236V235H205ZM204 235H203V237H205ZM253 236V235H252ZM259 235H257V237H258ZM73 237V238H72ZM130 237V236H129ZM132 237V236H131ZM130 237V238H131ZM133 237H134V235H133ZM148 237H149V235H148ZM161 237V238H160ZM202 237V238H203ZM211 237V236H210ZM241 237V236H240ZM239 237V238H240ZM246 237V236H245ZM255 237V236H254ZM263 237V236H262ZM108 238H109V236H108ZM124 238L122 237V239L124 240ZM144 238V239H145ZM190 238H191V240H190ZM201 238V237H200ZM215 238V237H214ZM261 238V237H260ZM259 238V240H261V239H263V238H261L260 239ZM129 239V238H128ZM132 239V241L134 240L133 238H131ZM149 239H151V238H149ZM165 239V240H164ZM192 239L194 240V242L192 241ZM197 239V240H196ZM204 239V238H203ZM209 239V238H208ZM208 239H206L205 241H206V243H207V240ZM211 239H212V237H211ZM222 239V238H221ZM227 239V238H226ZM241 239H243V238H241ZM245 239V238H244ZM252 239H253V237H252ZM47 241V243H46V241ZM107 242H106V241ZM180 240H179V242H180ZM190 240V241H189ZM199 240H201V239H199ZM225 240V239H224ZM103 241L106 243V244H103ZM125 241H129V242H131L130 241V239L129 240H125ZM159 241V240H158ZM160 241H159V243H160ZM209 241V240H208ZM214 241V240H213ZM213 241H212V243L211 242H208L207 244H209V243H211V244H213ZM217 241H219L220 242V240H217V239H215V242H217ZM244 241V240H243ZM246 241H248V240H246ZM38 242H41L39 245H37V243ZM138 242V241H137ZM148 242V244L150 245V244H154V246H155V248H157L156 249V252H154L153 251V248H154V246H152V245H150V246H148V248L146 247L147 245H146V243ZM199 242H202L201 244L203 245V244H205V243H203L204 241H199ZM242 242V241H241ZM257 242H258V240H257ZM108 243V244H107ZM128 243V242H127ZM225 243H227V242H225ZM247 243V242H246ZM262 242H260L259 244L260 245H262V246H260L259 245V247H263V249H264V244L262 243ZM129 244V243H128ZM139 244V245H138ZM188 244V245H189ZM190 244V245H191ZM222 244H223V242H222ZM221 244V245H222ZM229 244V243H228ZM245 244V243H244ZM129 245H131V243L129 244ZM189 245V246H190ZM200 245V244H199ZM198 245V246H199ZM217 245V244H216ZM241 245V244H240ZM253 245H255V244H253ZM153 247V248H150V247ZM163 246V245H162ZM168 247H169V245H167ZM175 246L176 247H179V246H177L176 245V243H175ZM195 246V245H194ZM194 246L193 247H191L192 248V250H194V249H196V248H194ZM205 247L207 246L206 244L204 245ZM211 246V245H210ZM218 246V245H217ZM132 247V246H131ZM180 247L178 248L179 250H180ZM200 247V246H199ZM199 247H197V249L199 248ZM204 247V248H205ZM208 247H209V245H208ZM207 247V248H208ZM212 247V246H211ZM259 247H258V251H259ZM170 249L172 248H174V245H173V247H169ZM185 248H186V246L183 248L184 250H185ZM194 248V249H193ZM202 248H203V246H202ZM223 248V247H222ZM251 248V247H250ZM170 249H169V251H170ZM186 249H190V247L188 248V246H187V248ZM210 249V248H209ZM214 249V248H213ZM249 249V248H248ZM256 249V248H255ZM254 249V250H255ZM263 249H262V251H263ZM176 248H175V252H176ZM179 250H177V251H179ZM199 250H201V248L199 249ZM202 250H204V249H202ZM211 250V249H210ZM223 250V249H222ZM245 250V249H244ZM7 251H9V252H7ZM181 251L182 250H180V252L179 253H181ZM206 251V250H205ZM205 251H203V253L205 252ZM219 251H221V250H219ZM248 251V250H247ZM172 254H173V252L174 251H170ZM170 252H168L167 254L168 255H172V254H170ZM207 252H208V250H207ZM206 252V254H210V251H209V253H207ZM5 253H7V254H5ZM30 253V252H29ZM177 253V252H176ZM178 253V254H179ZM182 253H184V252H182ZM195 253H197L196 251H195ZM200 253H201V251H198V253H197V256H198V259L199 258H201L202 256V254L203 253H201V255H200ZM224 253V252H223ZM248 253V252H247ZM252 253V252H251ZM261 253V252H260ZM162 254V255H161ZM177 254V255H178ZM190 254H192V252L190 253ZM215 254V253H214ZM253 254V253H252ZM166 257V258H164V256ZM176 255V256H177ZM191 257H194V256H192V255H190ZM196 256V257H197ZM201 256V257H200ZM204 256V255H203ZM228 256V255H227ZM226 256V257H227ZM252 256V255H251ZM255 256V255H254ZM259 256V255H258ZM205 257H207V259H210V258H212V257H209L208 255H205ZM209 257V258H208ZM247 257H249V255L247 256ZM247 257H246V259H247ZM33 258V259H32ZM167 258H169L168 260H167ZM190 258V257H189ZM214 258V257H213ZM245 258V257H244ZM254 258V257H253ZM259 258V257H258ZM261 258H262V256H261ZM260 258V259H261ZM4 259V260H3ZM192 259V258H191ZM194 259L196 260V258L194 257ZM197 259V260H198ZM206 259V258H205ZM215 259V258H214ZM245 259V260H246ZM252 259V258H251ZM255 259H257V258H255ZM264 259V258H263ZM8 260V259H7ZM16 260V259H15ZM14 259L13 260H9V263L8 264H17L16 262H14L15 261ZM23 260H20V261H23ZM193 260V259H192ZM194 260V261H195ZM197 260L195 261L196 263H197ZM200 260H202V259H200ZM204 260V259H203ZM211 260H213V259H211ZM211 260H208L209 261V263H211V262H213V261H211ZM250 260V259H249ZM248 260V261H249ZM258 260V259H257ZM256 260V261H257ZM6 261V262H5ZM17 261V260H16ZM23 261V262H24ZM170 261H172V260H170ZM168 262V263H170L171 264V262ZM174 261V260H173ZM188 261H190V260H188ZM211 261V262H210ZM247 261V260H246ZM256 261L254 260V262L256 263ZM19 262V261H18ZM177 262V261H176ZM191 262V261H190ZM201 262H205L206 264H208V262H206L205 260L204 261H200L199 263H201ZM252 262V261H251ZM250 262V263H251ZM21 263V262H20ZM20 263H18V264H20ZM180 263H182V261L180 262ZM184 263V262H183ZM186 263V262H185ZM184 263V264H185ZM192 263H193V261H192ZM204 263V264H205ZM253 263V262H252ZM21 264H23V263H21ZM186 264H189V262L188 263H186ZM201 264H203V263H201ZM213 264H216L215 262H213Z\"/></svg>",
  "mask_w": 264,
  "mask_h": 264
}]
</instances>
